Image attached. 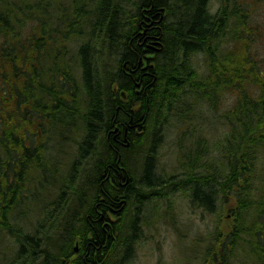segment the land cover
Segmentation results:
<instances>
[{"label":"trees","instance_id":"16d2710c","mask_svg":"<svg viewBox=\"0 0 264 264\" xmlns=\"http://www.w3.org/2000/svg\"><path fill=\"white\" fill-rule=\"evenodd\" d=\"M42 1L44 0H34L33 2L32 0H10V1L0 0V39H1L0 41V170H1L0 171V175H1L0 176V197H1L0 228H2L0 229V231L2 230L0 232V238L3 237V232L6 231L9 233H4V234L8 236L12 234L18 235V237L16 238L22 244L21 246L17 244L18 248H16L17 252L15 253V258L17 260L26 261L27 259L25 257L32 256L34 258L37 257L39 258L41 256L40 253L48 252L46 250H43V246L45 245L41 243L40 240H38L40 238L31 237L30 235L26 236L22 233L23 230L22 227L24 225H22L21 228L19 226V228L17 229L14 228L13 226V224L15 225L19 222L22 223L21 221L22 219H20V217L21 218L25 217V220L27 219L26 215H28V213L26 214L24 210H22L24 208L22 204L23 205L25 204L23 201L25 200L26 202L27 198H30L31 194L29 193H32V191L34 190L33 186L28 185L31 180H28L27 175L25 173L26 170L28 173V168L30 167V165L34 166L35 169L41 168L43 166L41 169L38 170L40 171V173L43 172L42 176L44 175V177L41 176L39 178L40 180H38V183L39 184L42 183V185L43 183L44 185H48L47 183H49V185L51 186L55 184L56 181V178L52 174H54L53 172H55L56 169L58 168V162L60 161L62 162V159L64 161L65 159L64 157H66V155H69L70 153L68 152L69 148L70 149L72 148L74 150V154L77 156L76 157L77 159H75L77 162H75V164L73 163L72 168H70L71 174L68 172L69 175L67 173L66 177L64 176V178L72 177L74 179L76 175L80 174V171H78L79 165H82V167L85 165H91L92 163L91 161L94 159L92 158L94 157L93 153L95 152L96 148H97L96 151H98L99 148H101L100 144L102 142L103 143L106 142L105 150L103 149V151L97 152L98 155L95 158L97 159V161L96 162L94 161L96 163V168L94 173L95 177H93V174L90 173L91 181L89 179L88 184L90 187L98 191V198L103 195L102 190L105 191L103 188L105 186L103 185H107V186L111 184L112 186L115 185L114 188L112 187V189L115 191L116 194L115 195L114 193L109 194L108 195L109 197L107 196L108 200L106 202L101 203V207L98 206L99 210L97 209L98 210L97 212L95 211V209L94 211L92 209L91 212L92 214H90L89 217L94 216L93 219L96 220V218H99L100 214H102L104 217V221H111L113 222V225L116 226L115 232L118 236V232L116 231V229L119 220H116V218H120L121 216L120 214H117L114 211V208H116V206L118 207L122 206L125 200L127 201V199H130L131 197L134 198L137 192H139L136 188V185H134L135 182L134 183L130 182L128 183L127 186L122 187L121 185H118V180H120V178L123 179L125 176H127L126 174L129 172L127 170L128 169L127 161L125 159L124 154L125 152H127L126 148L128 147L127 146L128 144H129L128 149H131L133 147L132 142L134 141V139H136V137H138L139 134H137V132L141 129L138 126L136 127L134 125L135 124L137 125V123H141V125L148 124L147 121L149 120L150 112L146 110L145 113L144 111V109L146 108V102L147 104H150L148 107L149 110H151V112L154 109L157 110L163 108V110H165V113H167L169 109H170L169 113L171 111L173 113L175 112L180 113V110L178 108L176 109L175 106L178 104L177 102H179L180 99L183 98L182 96L184 95L185 92L190 91L189 93L191 95H194L195 93L194 95L195 97L200 93V91L201 93L204 94V96L207 95L206 93H208L210 97L214 93L213 96L215 98L216 94H218V92H220L221 90L223 91L224 94L223 101L230 93L233 94L234 97L233 103H235V108L231 110V112H229L230 113L229 115H227V120L230 123L229 128L231 133L229 132V134L226 136L227 138H225L226 140L224 139V141L220 145L222 146L220 150V158L225 164L222 163L223 165H221L218 171H216L218 172V175L215 172V174L212 173L209 174L211 175L209 177H200V176H193L195 173L194 171L193 172L191 171V173L189 172L191 175L190 174L188 175H190V177L192 178L186 175V179L184 178L183 188L180 193L186 195L187 193L192 191L193 195L195 194L196 197L195 199L200 201L197 202L204 209L219 211L222 206V209L218 213V217L222 221V226L220 227L218 226L217 227L218 230L215 233H213V238L219 236L220 239H218L217 242L215 241V239L213 240L212 242L213 246L211 248L209 247L210 248V251L208 252L209 254L212 255L215 254L214 256H218L220 250H223L225 253H231L238 251L237 249H239L240 251V250H247L250 248L255 249L258 252L264 251V58L260 57L259 50L256 49V42H255L258 39V37H260L261 35V26L257 21H255V18H257L256 12L260 7H264V0H222L224 5H222L220 13L226 14L224 16H219L221 15L220 13L218 15L209 14L208 12L209 11L208 7L210 5L209 0H100V1L98 0L95 10H94L95 3L93 4V17H91V19L93 20L90 19V16L85 17L83 16L84 15L83 13L81 14L78 11L70 12V10H68L69 14L66 13L65 15H60L61 13L57 8L60 4L63 5L61 1H60L61 3L54 0H46L44 2ZM29 3L31 5H29ZM38 5L41 6V9H39L40 7L38 8ZM51 6L53 10L49 11V9H51ZM152 6L155 7L153 8ZM145 8H147V10ZM48 11L49 13H47ZM52 11L54 12V14L52 13ZM87 11L85 10L86 13ZM143 13H146L145 17L142 16ZM151 13L153 16H151ZM228 13H234V14L238 13L237 16L238 20L239 19H241V21L243 20L242 22H240V27L238 28L236 27L238 23L237 25H235L233 20L234 18L229 24L230 28L226 27L227 26L226 21L228 18L227 16H229ZM160 14L164 15L162 20H160ZM21 15H23L22 18ZM78 15H80V17ZM247 16H249V20H247ZM225 17H226V21L224 19ZM80 19L82 20V22L84 21L83 23L84 25L83 24H82L83 26L81 25L82 27L81 26L79 27L77 25L79 24L78 21L81 24ZM149 19L150 21L153 20L154 22L153 21L151 22L152 24V27H150L151 29L149 28V30H147L148 27L144 23V21L147 24H149L150 23ZM218 20L221 21V26L219 28L220 31L222 30V32H220L221 33L220 37L218 36L220 33L217 34L218 32L217 27L219 26ZM57 22L59 23L58 25ZM26 23L28 24V26H26L27 25ZM29 25L34 30L28 28ZM89 25H90V29L88 31L89 33L87 32L86 35V32H84L86 31V29L84 28L85 26L89 28ZM33 26L34 27L36 26V28H34ZM23 27L24 29H22ZM72 28L73 29L76 28L74 29L75 31ZM79 28L81 29L77 30ZM96 29L99 30V34L98 37L94 38L95 35H93L94 34L93 30L94 32H96L97 31ZM1 31H3L4 33H2ZM69 31L71 32L74 31L75 34L78 33L77 36L82 37L83 35H85L84 39L80 40L81 41L80 44H79L80 41L77 42L78 43L77 47H79L80 49L79 48H76L77 50L73 49V52L72 49L70 50V46L68 42L73 40L75 35L73 32L69 33ZM81 32L83 35L81 34ZM104 33L106 34V36L104 35ZM142 33H144L143 36L144 38H147L146 36H148L150 33L152 36L155 37V39L153 37V40L156 42L155 46L158 51H153V52L151 50L147 51L146 45L143 44ZM23 34L26 36H23ZM39 35H42L43 37ZM70 35H73V38L71 36L72 38L71 40H69ZM75 38H80V37H75ZM98 38L99 39L102 38L104 40L103 45H102V41L101 40L99 41ZM58 40L63 41V43L65 42L64 45L61 44V46L65 48L64 53L67 57V61H65L64 64L62 63L61 57L59 56L61 55L60 49L54 52L53 46L47 45V47L49 48L45 47V43H48L50 45L51 43H57ZM94 41H97L96 44L100 45V49L97 51L93 45ZM158 41H161L162 44L163 43L164 44L163 45L158 44ZM10 42L12 43V45L10 44ZM108 42L111 44L113 50L106 55V53H104L103 47H105V45H107ZM198 46H199L198 49H202L204 47L210 46L211 49L210 48L209 49L211 53L209 52L208 54L210 59L209 62L210 74L204 77V79H207L206 81L204 80L205 82H200L197 84L195 83L196 82L195 78L197 77V75L195 72L193 73L194 69H192L191 67H186L187 65L184 64L183 62L189 58L188 52L193 51V48L194 50H196L195 47ZM2 47H4L5 50ZM85 51L86 53L89 52L88 53L89 55L86 53H85L86 55H84ZM181 52H183V55H181ZM148 53L154 54L155 58L148 59L147 58ZM94 54L97 55V59L95 58V60H93L92 62L93 59L92 55ZM179 56L180 57L182 56V59H180ZM106 60L108 62H106ZM111 60L114 61L115 66L116 64H118L117 67L118 70L115 71L113 76L110 75L109 77L108 75L111 74V72L107 69V67L110 68L109 63ZM90 63L91 64L93 63L92 66ZM181 64H183L182 67H180ZM170 66H172V68ZM190 68L191 70H189ZM192 74L194 76L196 75L195 78ZM192 78L195 80H193ZM172 79H174V81ZM110 80H112V82ZM186 80L188 81L190 80V81L187 82ZM81 82L82 84H80ZM185 82L186 85H184ZM192 82H194V84ZM116 83H118V85ZM172 83L173 84L176 83L179 88L176 86V84L173 85ZM204 83L206 84L204 85ZM202 84L204 88L199 90ZM193 85H197V86L195 87ZM211 85H213V87ZM137 86L139 87V89ZM140 86L142 88H140ZM82 87L84 90L82 89ZM136 87L139 90L138 92L140 93L141 96L142 95H144L145 97L147 95L148 96L146 97V99L142 98V100H140L141 103L143 104V105L141 104L140 108L142 107L144 109L141 108L140 110L139 108V110L134 111L133 109H131L133 108V102L129 101V99L126 101L123 100V98L120 96V92L122 90H123L122 92L124 91L131 92L130 90L134 91ZM186 87L187 89H185ZM197 87H199V89ZM210 87L212 89L216 88L215 90H217L218 92L215 91L214 89L213 92V90ZM209 88L211 89V91L209 90ZM177 89L179 90V92H177L178 91ZM183 89H185V91H183ZM180 90L183 91V94H181L182 92ZM196 90L197 92H194ZM161 92L162 93L165 92L166 94L168 92L169 95L175 93L174 95H172L173 100L172 101L169 100L168 101L169 103L167 101L158 102L160 99L158 95ZM201 93L200 95H198V97L200 96L199 98H201V99L198 98L200 101L205 99V97L202 96L203 94ZM107 94H108L107 99L103 100V96ZM213 96L211 97L212 99L209 97L210 104H212L214 100ZM19 100L22 102H20ZM64 106L67 107L65 108ZM73 108L74 110H72ZM87 109H89L88 112L90 115L88 114ZM85 110L88 115L84 112ZM82 113L85 114L82 115ZM146 114L148 116H146ZM45 118H47L46 121L48 122L44 121ZM48 119H50V121ZM106 119L109 121V123L108 121H105ZM129 120L130 122H133L130 125L133 134L134 135L136 134L137 136L135 135L134 139L132 141H129L128 140L129 134L127 135L121 132L119 133L120 136H118V142L120 143L114 141V139H112L113 134H111L113 132L112 129L114 128L113 122L115 121V123H117L116 125L119 127V130L120 129L122 130L123 128H125ZM145 120L147 123L145 122ZM79 123L80 126H82L80 127V131H82L81 137L75 134L76 132L75 127L78 126ZM164 123L165 122L163 121V124ZM85 124H87L88 126L87 125L85 126ZM100 124L102 125V128ZM116 125L115 127H117ZM146 126L142 128L143 130L141 132L144 133L143 135L145 136V140H147L148 144L146 148H142V146L139 148L141 150L142 155H144L143 157L145 159L144 162L147 161V164L144 163L145 165H143L144 173L142 175L140 186L144 185V187L148 188L149 190H152V188L154 187L152 191H155L156 189H160L159 187H163L164 185L165 189L162 190L160 189L161 190L160 194L161 195L169 194L170 197L172 196L171 193L175 194L179 192V188H177L175 185L177 184L175 181L176 180L175 176L165 177V176L156 175L155 177V176H151L149 172L150 167L155 168L154 161L156 160L155 159L156 157L154 156L156 154L153 148L156 146L154 145V143L161 141L159 138L163 136L164 127L160 125L159 126L156 125L152 127L151 126L148 127V125ZM149 128H151L150 133H149L150 131ZM51 130L53 131L51 132ZM55 130L57 134L54 133ZM155 131L158 132L159 135V136L157 135L158 137L155 135ZM146 132L149 133L150 136L145 135L147 134ZM48 133L49 135H51V137L47 135ZM160 135L162 136L160 137ZM121 136L124 137L123 140L121 139L122 138ZM146 137H148L149 139ZM153 138L154 140H152ZM124 139H126V141ZM47 142L48 144H50L49 146L46 144ZM97 143L98 146H95ZM49 148L50 151L53 153L52 156L49 151ZM148 148H150V151ZM200 149H202V150L198 149L199 151H201L200 154H202V152H204L203 154H205V151H203L204 149L202 147ZM64 150L66 151V153ZM198 150L196 151V155L194 157L192 156L193 152L188 153L189 155L186 156L188 158L191 154L188 160L187 158L185 159L186 162L188 161L187 163L185 162V164L183 165L185 168V172L189 171L190 169L192 170V169H196L197 167H200V165H198L196 162L194 163L195 159L197 158L196 156L198 154ZM55 151H58L59 153H56ZM121 151H123L124 154ZM15 153L19 158L16 156ZM12 154L14 155V158L16 157L15 160H17L19 163L17 161L14 162L15 160L12 157L13 156ZM29 155L30 157H27ZM119 155L120 156L123 155L124 157L123 156L120 157ZM103 157H104V161H103ZM192 157L194 158V160L191 159ZM28 158H30L31 160ZM46 158L47 160L51 159L50 160L51 162L47 161ZM41 159H44L46 161L45 163L46 165H44L45 161L43 160L41 161ZM202 159H205V157L202 156ZM190 160L192 161L193 167L190 164L191 162ZM33 162H35V164L37 163L38 165L42 163L40 164L41 167L38 166L37 164L36 166ZM9 164L14 166H10ZM47 164L50 167H47ZM202 164L203 166L204 165L206 166V164L204 163ZM6 165L9 166V168ZM194 165L196 166L195 168ZM107 167L108 168L111 167L112 171L108 170ZM107 170L109 171L108 175L112 173L110 175L111 176L110 178H112V180L109 177L102 179L103 176L102 174H105ZM8 171L10 172L14 171V172H12L13 173L12 174ZM91 171L93 173V168L91 169ZM23 172L25 173V175ZM89 172L90 171H88V173ZM20 173L24 175V177ZM18 176H20V178ZM105 177H107V175ZM24 178L29 182L27 181L25 182ZM166 178H169V180ZM205 178H208V180H204ZM159 179L161 181H159ZM18 180H20L21 182ZM114 180L117 181L115 184L113 182ZM39 181H44V182H39ZM52 181L53 184L51 183ZM121 182L124 183V181ZM100 183L101 184L103 183V185H101ZM20 185L23 186L20 188ZM6 186L7 187L10 186V187L6 188ZM11 186L14 189H12ZM31 187L33 188V190ZM131 187H134V189ZM27 188H29L30 191L27 190ZM188 188L190 189V191H188ZM10 189L12 191H10ZM19 190L20 193L18 192ZM5 191L7 192L8 195L5 194ZM150 192L147 196L148 201L149 198L153 196ZM18 193L19 194L22 193L23 195L21 194L22 195L21 196ZM23 196L25 197L23 198ZM37 196L38 195H36L34 198H36ZM103 196L104 198L106 197L105 195ZM144 196H146V194L144 195V193H141L140 197L144 198ZM215 197H218L220 199L218 206L213 205ZM15 199L16 200L19 199V200L16 201ZM20 200L22 201L20 202ZM4 202L5 203L7 202L8 205L5 204ZM230 202L231 205L229 210L228 205L230 204ZM85 203L86 202L84 201V204ZM12 204H15L16 206ZM13 207H15L16 209L15 208L13 209ZM19 207H21V209ZM224 208L226 209L228 208L229 212L224 213L223 210ZM7 209L9 210L7 211ZM26 209L29 208L26 207ZM17 210H19L20 212ZM106 210H108V212ZM248 210L252 212V217L246 219L247 218L246 212ZM16 212L19 214H17ZM5 213H9L10 215L9 214L6 215ZM16 216L19 217V220H17L18 217ZM9 217L13 219L11 220ZM132 218L133 217L130 218V221H128L127 224L124 223L122 225L124 227L122 229V232L127 231L128 228L136 232L137 223L136 220L132 222ZM14 220H17V222H15ZM83 223L85 225L88 224L86 218H83ZM2 224L3 226L1 227ZM104 224L105 222L103 224L92 223V226L87 225V228L84 230L87 232L89 231L88 233L87 232H85V234L81 233L84 237L86 236V234H89L88 236L91 237L92 240L94 241L93 245L91 246L90 256H95L96 253L97 254L100 253L99 255H97L98 258L92 257V259L94 258L95 260H91L92 263L90 262V264L104 263V258H103L104 256H102L103 254L102 252L104 251V249L102 247L99 250L100 243L103 244L104 242H106L109 248L113 244V239H109L105 241L104 235H105V231H107L106 230L107 225ZM93 226H97L96 229ZM226 233L229 234L226 235ZM19 234L24 235L21 236L24 239H21L19 237L20 236ZM67 234H65L63 240H67L68 239L67 237L69 236L70 239H68L66 242L71 243L74 238L70 236V234L68 235ZM133 237L134 236H131L130 238L131 241L134 243L135 237L134 238ZM21 240L23 242H21ZM25 243H27L28 246ZM236 244H239V248L236 246ZM26 247L28 248L26 249ZM72 247H73L72 248L73 251L74 250L73 244ZM22 249H24V251ZM87 250H88V244L83 243L80 246L81 254H84ZM31 251L32 254H30ZM132 252L130 256H133ZM93 253L95 254L93 255ZM126 253L127 254L125 258H127L129 255L128 253H130L129 249L126 250ZM20 255L23 257H21ZM49 255H52V253H50ZM201 256L202 255H198L199 257L198 261L202 260L203 257ZM204 256L206 257L207 254L206 255L204 254ZM261 256L263 255H260L258 259H256V261L259 260L260 264H264V258H260ZM190 258L191 260H194L197 257L194 255L193 257ZM221 259L225 261L224 258ZM96 260L99 262H97ZM188 261L190 264L189 259ZM64 262L65 261L61 262L60 264H64ZM81 264H84V262L81 261ZM245 264H256V263L245 262Z\"/></svg>","mask_w":264,"mask_h":264},{"label":"rangeland","instance_id":"374dc122","mask_svg":"<svg viewBox=\"0 0 264 264\" xmlns=\"http://www.w3.org/2000/svg\"><path fill=\"white\" fill-rule=\"evenodd\" d=\"M55 1H58L59 3H60V0H55ZM75 1V2H74ZM78 2H79V0H77ZM76 0H72V2H71V0H66V1H63V0H61V2L63 3V5L66 3V4H68V5H70V7H68L66 4L63 6V5H59V6H61V7H59L58 6V10H59V12L61 13L60 15H64L65 14V12H67L68 13V10H70L71 12H80L81 14H82V12H83V10L85 9H87L88 11H87V13H88V15H85V14H87L86 12H85V10H84V12H83V14L85 15V17L86 16H90V19H91V17H93V4H94V10H95V8H96V6H97V4L96 3H98V0H92V2L90 3V1L91 0H81V2H77ZM222 0H210V5H209V14L211 13V14H218L219 12H221V7H222V2H221ZM32 2H33V0H32ZM76 2H77V4H76ZM84 2H86V3H84V5H83V3ZM71 3V4H70ZM82 5H81V4ZM80 6H79V5ZM91 6H90V5ZM88 5V6H87ZM212 5V6H211ZM72 6V7H71ZM73 6H74V8H73ZM89 6H90V8H89ZM63 7V8H62ZM68 7V8H67ZM79 7V8H78ZM83 7V8H82ZM61 8V9H60ZM82 10H81V9ZM92 8V9H91ZM216 8H217V10H216ZM68 9V10H67ZM72 9H74V10H72ZM89 11L91 12L92 11V14H89ZM213 11V12H212ZM64 12V13H63ZM160 13H161V11H160ZM75 14V13H74ZM230 14V15H229ZM233 14V15H232ZM256 14H257V18H255V21H257L259 24H260V26H261V35H260V37H258V39L255 41L256 42V49H258L259 50V54H260V57H262V58H264V7H260L258 10H257V12H256ZM83 15V16H84ZM161 15V14H160ZM228 15H229V17H228V24H227V27L228 28H230V26H228L229 25V23L232 21V19L233 18H235V19H233L234 20V23H235V25H237V23H238V25L236 26L237 28L238 27H240V22H242L241 21V19H239L238 20V13H236V14H234V13H228ZM79 17H80V15H78ZM162 16H164V15H162ZM230 18V19H229ZM139 20V19H138ZM247 20H249V16H247ZM171 21V20H170ZM82 24H78V26H81ZM85 29L87 30V27L85 26ZM89 29H90V25H89V28H88V30L87 31H89ZM95 29V28H94ZM97 30V29H96ZM217 31V30H216ZM93 32H94V30H93ZM151 32V31H150ZM145 33V32H144ZM99 34V31L97 30L96 32H94V34L93 35H95V38L97 37V35ZM226 34V33H225ZM142 35L144 36V34L142 33ZM150 35L151 34H149L148 36H147V38H143V44L144 45H146V47H147V50H151L152 52L153 51H157L156 50V47H154L155 45L154 44H156V42L153 40V36L151 35V37H150ZM77 36V34H75V37ZM75 37H74V39L73 40H75ZM77 37H80V36H77ZM155 38V37H154ZM77 40V42L78 41H80L81 39H82V37H80V39L79 38H76ZM84 39V38H83ZM94 39V38H93ZM150 39V40H149ZM72 40V41H73ZM102 41V43H104L103 41V39L102 38H100L99 39V41ZM160 40V39H159ZM70 41V49H71V47L73 46V48H72V51H73V49H76V47H77V42L76 41ZM147 41V42H146ZM96 42L97 41H94V47H95V49L96 50H99L100 49V45L99 44H96ZM154 42V43H153ZM65 43V42H64ZM64 43H63V41H61V40H58V42L57 43H51L50 45L48 44V43H45V47H47V45H49V46H53V51L54 52H56V51H58L59 49L61 50V55H59L60 57H62L61 58V60H62V63L64 64V62L65 61H67V57H66V55H64V52H65V48L63 47V46H61V44H63L64 45ZM148 43H149V45L150 44H152V45H154V46H152V47H148L149 45H148ZM158 43L159 44H162V42H160V41H158ZM55 44H56V46H55ZM71 44H73V45H71ZM60 45V46H59ZM99 45V46H98ZM109 45H110V43H108L107 45H105V47L103 48V50H104V53H106V55L107 54H109L110 53V51H112L113 49H112V47L110 48L109 47ZM75 46V47H74ZM111 46V45H110ZM109 47V49H107ZM47 48H49V47H47ZM197 48V47H196ZM198 48H199V46H198ZM198 48L194 51H192L193 52V54H192V52L190 51V52H188V55H189V60L188 59H186V61H184L185 62V64L187 65V67H191L192 69H197L196 71L194 70L193 71V73L195 72L196 73V75L198 76L197 77V79L198 80H200V82L202 81V82H205L207 79H204V77H205V75L206 76H208L209 74V62H210V59L208 60L207 59V57L209 56L208 54V52H210V46H207V47H204L203 49H199L198 50ZM206 48V49H205ZM210 48V49H209ZM58 49V50H57ZM108 50H109V52H108ZM196 51H197V54H196ZM208 51V52H207ZM211 53V52H210ZM183 54V52H181V55ZM193 55V57H191L192 55ZM201 54V55H200ZM204 54H206V55H204ZM148 55V59H153V58H155V56H154V54H152V53H148L147 54ZM196 58H195V57ZM203 57V58H202ZM97 59V55H93V60L94 59ZM194 58H195V60H196V62H194L195 60H194ZM206 58V59H205ZM209 58V57H208ZM218 58V57H217ZM180 59H182V56L180 57ZM184 60H185V58H184ZM193 60V61H192ZM189 61V62H188ZM204 61V62H203ZM106 62H108L107 60H106ZM183 62V63H184ZM186 62H188V63H186ZM207 62V63H206ZM200 63V64H199ZM204 63V64H203ZM63 64H62V66H63ZM109 65H110V68H108L107 67V69L111 72V74H109V76L110 75H113L114 73H115V70L117 71L118 70V64H116V66H115V64H114V61H110V63H109ZM145 65V64H144ZM190 65V66H189ZM193 65V66H192ZM195 66H198L199 68H197V67H195ZM202 66V67H201ZM201 68V69H200ZM204 68V69H203ZM114 69V70H113ZM201 70V71H200ZM204 71V72H203ZM199 72V73H198ZM204 73V74H203ZM206 73V74H205ZM199 74H200V76H199ZM204 76V77H203ZM203 79V80H202ZM205 80V81H204ZM206 84V83H205ZM130 90V89H129ZM123 91V90H122ZM121 91V92H122ZM131 92H129L128 93V91H124L125 92V96H123V94H121V92H120V96L123 98V100H128L129 98H130V101H132L133 102V110H135V108L136 107H134L135 105V102H136V100L139 98V97H137V99H136V97H135V95H136V93L139 91L138 89H134V91H132V90H130ZM123 93V92H122ZM222 93V94H221ZM221 93L219 92V94L220 95H222V97H224V94H223V91H221ZM133 94V95H132ZM164 94H165V92L161 95V98L162 97H164ZM190 93H187V94H185V95H183L182 97L184 98H182L183 100V102L180 100L178 103L179 104H177L176 106H178L179 108V110L180 111H182V112H180V113H182L181 115H179L180 113H176V115H175V113L173 114V113H165V110H163V108L162 109H154V110H156V111H154V112H156V116L155 115H151V118L149 117V119H151L150 121V123H148V127H149V124H150V126L152 127V126H156V125H161L162 126V124L160 123V121L161 122H167V123H164L163 124V127H164V130H163V134H164V137H165V141L163 140V142H161L162 144H161V146H159L158 144H160V142L158 143V142H156V143H158V144H156L155 146L156 147H154L153 148V150L155 151V154H158V156L156 155V160H155V162L157 163V164H155V170H157V171H155L154 170V172H155V174L157 175V176H165V177H168V176H175V178H177L178 179V177H179V179L178 180H176V187L177 188H179V192L178 193H175V194H173V193H171L172 194V196H170L169 197V194L167 195V194H165V195H160V191L162 190V189H164L163 187H161L160 189H156L155 190V192H152L151 190H149V191H146L145 190V187H143L142 188V192L143 191H146V192H144V193H146V199L144 200V198H142V197H140V199L142 200H140L139 198H135V199H138L139 201H135V199H134V201H133V198L131 199H129V200H127V201H125V202H123V205L122 206H120V207H118V206H116L117 208H114V211L117 213V214H120L121 215V217L120 218H116V220H119L120 222V224L118 223V227L117 228H119V229H116L117 230V232H120V233H118L119 235V238H118V236H117V234H116V232H114L115 231V225H113V222H111V221H102V220H104V217H103V215L102 214H100V217L99 218H97L96 220H94L93 219V217L94 216H91V217H89L90 216V214H91V212H92V209H93V211H94V209H95V211H98L97 209H98V206H100L101 205V203H103V202H106L107 200H108V195L107 194H111V193H113L114 192V190H112V186L110 185V186H106V185H104L105 187H103L104 189L106 188L107 190H108V188H109V191H107L106 192V190L105 191H103L102 190V193H103V195H105L106 197L104 198V196L102 195L101 197H99L98 198V191L96 192V190H94V188H90V186H89V182L87 181V180H89L90 179V177H91V174H93V177L95 176V168H96V161H97V159H95L96 158V156L98 155L97 154V152H100V151H103V149H105V143H103L102 142V144H100V147L101 148H99L100 150H98V151H96L97 150V148H96V150H95V152L93 153V160L91 161L92 163H91V165H85V166H79V169H78V171H80L81 173L79 174V175H76L77 177H74V179L71 177H67V178H64V176L66 177V174L68 173V172H70V170H68V169H70V168H72V164H73V162H74V164H75V162H77L75 159H77L76 157V155L74 154V150L71 148V150H70V148H69V151L68 152H70L69 153V155H66L67 157L64 159V161L66 162H64L63 160H62V162L60 161V162H58V168L56 169V171L55 172H53L54 174V177L56 178V181H55V184H53L52 186L53 187H50V185L48 186H46V185H44V186H41L42 184L40 183L39 185H37V184H35V182L37 181V183H38V179L42 176V174L40 173V171L39 170H35L34 168V166L32 167V165H30V167L28 168V173H27V170H26V174H27V176H28V179L29 180H33L32 182L30 181V185L32 186L33 185V188H35L32 192H34L35 191V193L34 194H38V201H37V197H36V202L39 204H36V203H34L35 202V199L33 198L34 196H32V194L33 193H31V197L33 198H30V199H28V200H26L27 202H26V205L27 204H29V206H31V207H28V205L26 206L25 204V206L26 207H28L29 209V211L27 210H25V212H29L28 213V220H23L22 221V223L24 224V226L26 227H22L23 228V230H22V233L24 234V235H28V233H29V235L31 236V237H36V235H37V237L36 238H40V239H38V240H40V242L41 243H43L45 246H43V250H47L48 252H46V253H43V255H44V258H43V255H42V253H41V255L42 256H40V259H38V257L37 258H34V257H26V261H24V260H18V261H16V258H15V253H16V248H18V246H17V244H19L20 245V242H18L19 240L16 238V237H18V235H15V234H12V235H6V234H4V233H6V232H4L3 233V237L4 238H0V256H1V258L3 257L4 258V260H3V258L1 259L0 258V262L2 261V264H38V262L39 261H41V263L39 262V264H60L61 262H63V261H65L64 263H67V264H69V262H70V264H81V261H83L85 264H90L89 262H91V260H93L92 259V257L90 256V253L91 252H89L90 250H91V248H90V246H92L93 245V240L91 239V237H89L88 235L89 234H86L87 236H83L82 234H81V232L83 233L84 232V230L87 228V225H90V226H92V223H101V224H103L104 222H105V224L104 225H107L106 226V233H105V235H104V238L106 239L105 241H107V240H109V239H113V244H112V246L110 247V249H109V247H108V245H107V243L106 242H104L103 244L105 245V246H103V244L102 243H100V245H99V249H101L102 247H104L103 249H104V251H103V254H102V256H104V263H102V264H189V261L187 260V259H189L190 260V264H245V262L246 263H250V261L251 262H254V263H256V264H260L259 263V260L258 261H256V259L260 256L259 254H261V255H263L262 257H260V258H264V251H261V252H258V251H256L255 249H252V248H250V249H247V250H240L239 251V249H237L238 251L236 252H231V253H225L223 250H220V252H219V254H218V256L216 257V256H214V255H212V254H209L208 253V251H210V248L212 247V242H213V240L215 239V241L217 242L218 241V238H219V236H216L215 238H213V233H215L218 229H217V227L219 226H222V221L219 219V217H218V213L220 212V210L222 209V206H221V208H220V210L219 211H214L213 212V210H209V209H204V208H202V207H200V205H199V203L197 202V200L195 199V196L193 195V192L192 191H190V189L188 188V191H190L189 193H187L186 195H183L182 193H180L181 191H182V189H180V188H183V186H181V181H183V179L184 178H186L184 175H187L186 173L188 172H185V168H184V164H185V159H186V156L188 155V151H189V153H190V151H192L193 152V154L194 155H196V151H197V149H200L201 147L204 149V151H206L205 152V154H203L202 156H204L205 157V159L204 160H206L207 161V163H206V161H205V164H206V167L209 165V164H212V167L213 168H211V165H209L208 166V168H206V171H207V169L209 170V174L210 173H212V174H215V172L218 170V168L220 167V165H223V164H225L223 161H221V158L219 157L220 156V150H221V147L222 146H220L221 145V143L224 141V139H225V137L229 134V133H227V132H230V130L228 129H225V127L227 128H229L230 127V124H229V121H226L227 120V115H229V112L231 111V110H233L234 108H235V103H233L234 102V97H233V94H228L227 95V97H226V99L223 101V98L219 95V94H217L216 95V97L214 98V101L212 102V104H210L209 102H210V100H209V95H208V100L207 101H200L199 99H198V97L196 98V97H193L191 94L189 95ZM128 95H129V98H128ZM132 95V96H131ZM188 95V96H187ZM206 95V96H207ZM107 96H108V94L107 95H104L103 96V100H105V98H107ZM186 97V99H185V97ZM192 96V97H191ZM220 96V97H219ZM191 99H190V98ZM134 98V99H133ZM192 98H194V100L192 99ZM206 98V99H207ZM217 98H218V100H217ZM189 99V100H188ZM205 99V100H206ZM222 101H221V100ZM140 100V99H139ZM193 100V101H192ZM196 100H198V102L196 101ZM215 100H217V101H215ZM185 101V102H184ZM189 101H190V103H189ZM196 101V102H195ZM200 101V102H199ZM137 103V102H136ZM140 103H141V101H140ZM186 105H185V104ZM192 103H193V105H196V106H193L192 105ZM195 103V104H194ZM197 103V104H196ZM207 103H209V105L207 104ZM192 105V107L190 106V105ZM205 104V105H204ZM137 105V104H136ZM183 105H185L184 106V108H185V110H184V108H182L183 107ZM188 105V106H187ZM197 105H199V106H197ZM218 105V106H217ZM224 105V106H223ZM181 106V107H180ZM204 106V107H203ZM208 106H210V107H208ZM227 106V107H226ZM188 107H191V109L190 108H188ZM194 107H195V110H194ZM197 107V108H196ZM221 107V108H220ZM223 107V108H222ZM177 108V107H176ZM181 108V109H180ZM193 108V109H192ZM212 110H211V109ZM220 108V109H219ZM227 108V109H226ZM232 108V109H231ZM186 109H189V110H187L186 111ZM197 109V110H196ZM214 109V110H213ZM229 109H230V111H229ZM168 110V109H167ZM191 110H194V111H191ZM130 111V110H129ZM196 111H197V113H196ZM200 111V112H199ZM207 111V112H206ZM215 111V112H214ZM149 112H150V110H149ZM148 112V113H149ZM186 112V113H185ZM192 112H194V114H191ZM213 112V113H212ZM188 113V114H187ZM190 113V114H189ZM206 113V114H205ZM216 113V114H215ZM221 113H223V114H221ZM225 113V114H224ZM228 113V114H227ZM173 114V115H172ZM186 114H187V117H185L186 116ZM196 114V115H195ZM204 114V115H203ZM221 114V115H220ZM180 116V118H179V116ZM183 115H184V117H185V119L184 120H186V119H189V121L188 120H186V121H188V122H186V121H184L183 120ZM192 115H194V116H198V118L200 119H198L197 117V119H195L194 120V118L195 117H193ZM226 116V118H224L225 116ZM204 116V117H203ZM168 117V118H167ZM183 117V118H182ZM153 118V119H152ZM155 118V119H154ZM163 118H165V119H163ZM193 118V120L191 121V119ZM201 118H202V120H201ZM205 120H204V119ZM225 119V120H224ZM133 120H135V119H133ZM140 120V119H139ZM142 120V119H141ZM156 120V122L158 123H155V125H154V121ZM168 120V121H167ZM169 120H172V121H169ZM180 120V121H179ZM204 120V121H203ZM207 120V121H206ZM146 121V120H145ZM197 121V122H196ZM199 121V122H198ZM201 121V122H200ZM168 122H170V123H168ZM180 122V123H179ZM194 122V123H193ZM225 122V123H224ZM177 123H178V125H177ZM186 123V124H185ZM203 123V124H202ZM209 123V124H208ZM226 123H228L229 125H226ZM140 124V123H139ZM168 124H169V127H167L168 126ZM175 124V125H174ZM224 124V125H223ZM184 125V126H183ZM199 125V126H198ZM166 126V127H165ZM171 126V127H170ZM176 126V127H175ZM80 127H82V126H80V123H79V125L78 126H76L75 127V134H77L78 136H80L81 137V132L82 131H80ZM190 127V128H189ZM167 129V131H166V129ZM188 128V129H187ZM192 128V129H191ZM198 128V129H197ZM200 129V130H199ZM205 129V130H204ZM149 133L151 132V128H149ZM178 130V131H177ZM183 130V131H182ZM209 130V131H208ZM191 131V132H190ZM167 132V133H166ZM202 134H204V135H202ZM209 132V133H208ZM221 132V133H220ZM149 133H148V135H149ZM158 133V132H157ZM199 133V134H198ZM181 134V135H180ZM166 135H167V137H166ZM192 136L191 138L189 137V136ZM208 135V136H207ZM223 135V136H222ZM141 136V138H136V139H134V144H133V146L134 145H136V146H134V147H132L129 151L128 150H126L127 152L125 153V159H126V161H127V167H128V171L129 172H131V173H127V175L128 176H126V177H124L123 179H126V182H125V186H127L128 185V183H130V182H135V184H137L138 183V186L140 185V182H141V179H142V175H143V170H144V168H143V165H144V159L142 158V156H140L139 154H142L141 153V150H139V148L142 146V148H146L147 147V141L145 140V136L142 134V135H140ZM194 136H195V138H194ZM201 136V137H200ZM214 136V137H213ZM142 137H144V138H142ZM185 139H184V138ZM187 137H189V140H188V138ZM209 139H208V138ZM147 138V137H146ZM193 138V139H192ZM198 138H199V141H198ZM215 138V139H214ZM143 141H141V140ZM202 139V140H201ZM177 140V141H176ZM181 140V141H180ZM183 140V141H182ZM185 140H188V141H186L185 142ZM191 140V141H190ZM139 141V143H141L142 142V145L141 146H139L138 144H137V142ZM141 141V142H140ZM173 141V142H172ZM117 142H118V140H117ZM145 142V143H144ZM183 142V143H182ZM202 142V145L203 146H201V143ZM205 142V143H204ZM119 143V142H118ZM185 143V144H184ZM187 143V144H186ZM183 145V146H180V145ZM189 144V145H188ZM198 144V145H197ZM205 144V145H204ZM137 145H138V148H137ZM187 145V146H186ZM194 145V146H193ZM95 146H98V144H96ZM128 146V148H129V144L127 145ZM167 146V147H166ZM192 148H191V147ZM196 146V147H195ZM201 146V147H200ZM207 146V147H206ZM218 146L220 147V148H218ZM159 147V148H158ZM200 147V148H199ZM214 147V148H213ZM158 148V149H157ZM185 148V149H184ZM189 148V149H188ZM218 148V149H217ZM158 151H157V150ZM182 149V150H181ZM187 149V150H186ZM196 149V150H195ZM173 150V151H172ZM209 150H211V151H209ZM216 150H219V151H216ZM187 151V152H186ZM136 152V153H135ZM180 152V153H179ZM198 152H199V154H200V152L201 151H199L198 150ZM207 152H209V154L207 153ZM211 152H213V153H211ZM219 152V153H218ZM72 153V154H71ZM216 154H218V155H216ZM165 155V156H164ZM166 155H167V157H166ZM213 155H215V156H213ZM71 157L70 159H68V157ZM199 156H201V154L199 155ZM218 156V157H217ZM159 157V158H158ZM194 157V156H193ZM207 157H209V158H207ZM212 157H213V159L214 158H217V160L216 159H214L215 160V162L213 161V159H212ZM177 158V159H176ZM198 159H196V162L198 163V165H201V163H203L202 161H204L203 159H202V157H201V160L199 159L200 157H197ZM131 159H133V160H131ZM163 159V160H162ZM164 159H166V160H164ZM67 160H69V161H67ZM70 160H72L71 162H70ZM105 160H106V158H105ZM135 160V161H134ZM139 160V161H138ZM181 160V161H180ZM192 160H194V159H192ZM199 162H198V161ZM95 161V162H94ZM103 161H104V158H103ZM160 163H159V162ZM179 161V162H178ZM68 162H69V164H68ZM210 162V163H209ZM213 162V163H212ZM221 162V163H220ZM80 163V162H79ZM187 163V162H186ZM200 163V164H199ZM220 163V164H219ZM223 163V164H222ZM172 164V165H171ZM190 164H191V162H190ZM69 165V166H68ZM157 165V166H156ZM170 165V166H169ZM178 165V166H177ZM180 165V166H179ZM192 165V164H191ZM66 166H68L69 168L67 169L66 168ZM172 166V167H171ZM62 167V168H61ZM218 167V168H217ZM93 168V173H92V171H91V169ZM66 169H67V171H66ZM107 169L108 170H111V167H107ZM217 169V170H216ZM83 170H85V171H83ZM90 171L89 173H88V171ZM107 170V172L105 173V174H103V178H105V176L107 175V173L109 172ZM166 170V171H165ZM180 170H181V172H180ZM196 170V169H195ZM194 170V171H195ZM212 170H213V172H212ZM33 171V172H32ZM77 171V170H76ZM174 171V172H173ZM176 171V172H175ZM192 170H190V172H191ZM197 171H199V170H197ZM197 171H195L196 173H197ZM203 171H205V169L203 170ZM205 171V172H206ZM35 172H37L36 174H35ZM38 172H39V175H40V177H38L39 175H37L38 174ZM159 172V173H158ZM163 172V173H162ZM165 172V173H164ZM31 173V174H30ZM59 173H60V175H59ZM91 173V174H90ZM204 173V172H203ZM202 172H201V170H200V172H198L197 174H200V177H209V176H211V175H209V174H204V175H202L203 174ZM206 173H208V172H206ZM29 174V175H28ZM33 174H34V178H33ZM71 174V173H70ZM73 174V173H72ZM81 174H83V176L81 175ZM85 174V175H84ZM90 174V175H89ZM131 174H132V176H131ZM184 174V175H183ZM195 174V173H194ZM197 174H195L194 176H197ZM217 174H218V172H217ZM32 177H31V176ZM181 175H183V176H180ZM71 176V175H70ZM199 176V175H198ZM30 177V178H29ZM59 177H60V179H59ZM80 177V178H79ZM108 177H110V175H107V178ZM132 177V178H131ZM133 177H135V178H133ZM182 177H184V178H182ZM33 178V179H32ZM78 178V179H77ZM81 178H82V180H81ZM87 179V180H85L84 181V179ZM98 178V177H97ZM102 178V179H103ZM34 179H35V181H34ZM37 179V180H36ZM69 179L71 180V181H69ZM134 179V180H133ZM200 179H203V178H200ZM76 180V181H75ZM81 180V181H80ZM94 180H95V178H94ZM204 180H208V178H205ZM104 181V180H103ZM76 182V183H75ZM81 182H85V183H81ZM87 182V183H86ZM73 183V184H72ZM123 183V182H122ZM179 183V184H178ZM72 184V185H71ZM76 184H78V185H76ZM182 184H184V182L182 183ZM38 187H37V186ZM81 187H80V186ZM84 185V186H83ZM102 185H103V183H102ZM250 185H252V184H250ZM78 186L80 187V190L78 189ZM88 186V187H87ZM124 186V187H125ZM37 187V188H36ZM45 187V188H44ZM59 187V188H58ZM77 188V190H76V188ZM83 187V188H82ZM85 187H87V188H85ZM41 188V189H40ZM56 189L58 192H56L55 190V192L53 191V189ZM64 190H63V189ZM74 188V189H73ZM82 188V189H81ZM47 189L49 190V191H47ZM51 189H52V191L53 192H51ZM61 189V190H60ZM74 192H76V193H73V191ZM86 189V190H85ZM89 189V190H88ZM90 189H92V190H90ZM110 189H111V191H110ZM39 190V191H38ZM42 192H41V191ZM64 192H63V191ZM68 192H67V191ZM69 190H70V192H69ZM85 190V191H84ZM160 190V191H159ZM36 191H38L37 193H36ZM45 191H47V192H45ZM82 192V193H80L81 194V196H78L79 195V193L78 192ZM93 192V193H91V192ZM151 191V192H150ZM166 191H167V189H166ZM252 191H253V189H252ZM44 192V193H43ZM87 192H88V194H87ZM94 192H96V193H94ZM149 192L153 195V196H151L150 198H149V201L147 200V196H148V194H149ZM40 193H43L42 195L40 194ZM48 195L47 197H48V200H47V198H46V194ZM51 193H52V195H51ZM56 193V194H55ZM74 194V196H73V198L71 197V195H73ZM78 193V194H77ZM157 193H158V195H157ZM167 193H168V191H167ZM192 193V194H191ZM33 194V195H34ZM45 194V195H44ZM50 194V195H49ZM58 194V195H57ZM90 194V195H89ZM114 194H115V192H114ZM70 195V196H69ZM92 195H96L95 197L94 196H92ZM156 195L158 196V198L156 197ZM40 196H42V197H45L46 198V201H49V199L50 200H52V199H55V200H52V201H50V203L52 204V206H50L51 204L49 203V202H46L45 200H44V198L43 199H41L42 197H40ZM51 196V197H50ZM64 196L66 197V198H64ZM83 196V197H82ZM86 196V197H85ZM88 196V197H87ZM89 196H90V198H89ZM91 196H92V198H91ZM108 196V197H107ZM164 196V197H163ZM40 197V198H39ZM50 197V198H49ZM77 197H79V198H77ZM81 197V198H80ZM94 197V198H93ZM137 197V196H136ZM52 198V199H51ZM59 198V199H58ZM76 198H77V201H76ZM84 198V199H83ZM87 198H89V199H87ZM166 198V199H165ZM39 199H41V200H39ZM83 201H85L86 203V205L84 204V202H82V200ZM93 200V202H92V200ZM159 199V200H158ZM29 200H31V202H33L34 204H35V206H33V204L30 202L29 203ZM67 200V201H66ZM71 200V201H70ZM72 200H73V202H72ZM94 200H96V201H94ZM100 200V201H99ZM102 200H103V202H102ZM134 202V203H132V201ZM145 202H144V201ZM45 201V202H44ZM56 201V202H55ZM68 201H69V203H68ZM76 201V202H75ZM157 201H158V203H157ZM194 201V202H193ZM40 202V203H39ZM43 202L45 203V204H43ZM82 202V203H81ZM90 202H92V204L90 203ZM101 202V203H100ZM219 202H220V199H218L217 197H215V200H214V203H213V205H215V206H218V204H219ZM233 202V201H232ZM48 203H49V205H48ZM74 203V204H73ZM78 203V205H76ZM94 203V204H93ZM126 203H128V204H126ZM137 203H139L138 204V206H137ZM147 203V204H146ZM42 204V205H41ZM58 204V205H57ZM64 204V205H63ZM82 206H80V205ZM89 204H90V207H89ZM96 204V206H94ZM126 204V205H125ZM132 205L131 206V208H130V205ZM166 204V205H165ZM173 204V205H172ZM38 207H37V206ZM48 205V206H47ZM61 205H63V206H61ZM70 205V206H69ZM74 205V206H73ZM83 205H85L84 206V208H83ZM129 205V206H128ZM135 205V208L133 207ZM175 205V206H174ZM230 205H231V202H230V204L228 205L229 206V210H230ZM25 206H23L24 208L23 209H25ZM41 206H43L42 208H41ZM77 206V207H76ZM79 206V207H78ZM88 206V207H87ZM92 206V207H91ZM128 206V207H127ZM148 206V207H147ZM162 206V207H161ZM165 206V207H164ZM36 208V210H35V208ZM44 207H47L48 209H46L47 211H41V209L42 210H45L44 209ZM51 207V208H50ZM67 207V208H66ZM150 207V208H149ZM175 207V208H174ZM197 207V208H196ZM33 208V209H32ZM38 208V209H37ZM40 208V209H39ZM53 208V209H52ZM73 208V210H74V208H75V213L73 212V210L71 211V209ZM79 210H78V209ZM83 208V209H82ZM126 208H128V211H127V209ZM52 209V210H51ZM61 209V210H60ZM62 209H64L66 212H64ZM83 211H82V210ZM85 209V210H84ZM117 209V210H116ZM123 209V210H122ZM125 209V210H124ZM34 210H35V212H34ZM39 210V211H38ZM50 210V211H49ZM81 210V211H80ZM130 210V211H129ZM132 210V211H131ZM173 210V211H172ZM224 210V213H226V212H229L228 211V208L226 209V208H224L223 209ZM38 211V212H37ZM41 211V212H40ZM49 211V212H48ZM52 211V212H51ZM60 211V212H59ZM68 211H70V213H68ZM76 211H77V213H76ZM86 211H89V212H86ZM91 211V212H90ZM118 211V212H117ZM142 211H144V212H142ZM154 211V212H153ZM158 213H157V212ZM198 211V212H197ZM34 212V213H33ZM43 212V213H42ZM53 212H55L54 214H52ZM59 214H58V213ZM79 212H82V215L79 213ZM121 212H122V214H121ZM125 212V213H124ZM128 212V213H127ZM156 212V213H155ZM160 212V213H159ZM172 212H174V214L172 213ZM184 212V213H183ZM197 212V213H196ZM248 212H249V214H248ZM47 213H49V214H47ZM88 213V214H87ZM136 213V214H135ZM138 213V214H137ZM31 216H30V215ZM62 214H63V216H65V217H63L62 216ZM69 214L70 215H72V217H73V219H72V217L71 216H69ZM79 214V215H78ZM135 214V215H134ZM159 214V215H158ZM181 214V215H180ZM192 214V215H191ZM32 215H34V216H32ZM44 217H43V216ZM49 215V217H47V216ZM54 215V216H53ZM55 215H56V218H55ZM60 215V216H59ZM78 215V216H77ZM113 215V214H112ZM146 215V216H145ZM165 215V216H164ZM246 215H247V218L246 219H248V218H250V216L252 217V213H251V211H247L246 212ZM250 215V216H249ZM53 216V217H52ZM59 218H58V217ZM85 216V217H84ZM123 216V217H122ZM185 216V217H184ZM40 217V218H39ZM44 219H43V218ZM48 219H47V218ZM63 217V218H62ZM69 217V218H68ZM131 217H133L132 218V222L134 221V220H136V232L135 233H133V231H132V229H127V231H128V233L126 232H122V230L121 229H123V226H122V223L124 224V223H128V221H130V218ZM155 217H157V218H155ZM183 217V218H182ZM51 218V219H50ZM61 218V219H60ZM65 218H66V220H67V222H68V220H69V224H66L67 222H66V220H65ZM68 218V219H67ZM83 218H86L89 222H88V224H83L82 225V223H83ZM103 218V219H102ZM125 218V219H124ZM128 218V219H127ZM135 218H137V219H140V220H137V219H135ZM179 218V219H178ZM187 218H189V219H187ZM23 219H25V218H23ZM39 219V220H38ZM45 219H47V220H45ZM58 219H60V220H58ZM77 219V220H76ZM79 219V220H78ZM157 219V220H156ZM49 220V221H48ZM71 220V221H70ZM123 220V222H121ZM182 220V221H181ZM195 220V221H194ZM205 220V221H204ZM28 221V222H27ZM42 221H43V223H45V224H43L42 223ZM47 221V222H46ZM52 221V222H51ZM57 221V222H56ZM62 222V224H61V222ZM76 221H77V223H76ZM92 221V222H91ZM126 221V222H125ZM140 221V222H139ZM143 223H142V222ZM163 221V222H162ZM174 221V222H173ZM178 221V222H177ZM180 221V222H179ZM26 222H27V224H26ZM74 222V223H73ZM79 222H81V223H79ZM176 222V223H175ZM29 223V224H28ZM31 223H32V225H31ZM38 224V225H36V224ZM40 223H41V225H40ZM46 223H47V225H46ZM51 223H52V225H51ZM55 223V224H54ZM59 223V225L61 226V225H64L65 227H67V228H65V227H63V226H56L57 224ZM63 223H65V224H63ZM74 225V224H76V225H74V226H76V227H74L72 224ZM145 223V224H144ZM149 223V224H148ZM171 223V224H170ZM178 223H180V224H178ZM187 223V224H186ZM197 223V224H196ZM21 223L19 222V223H17V224H13V226L17 229V228H19V227H16V226H21L20 225ZM34 224V225H33ZM72 226H71V225ZM79 224V225H78ZM182 224V225H181ZM189 224V225H188ZM29 225V226H28ZM46 227H45V226ZM56 226L55 228L56 229H54V226ZM69 225H70V227H69ZM78 225V226H77ZM81 225V226H80ZM139 225V226H138ZM181 225V226H180ZM32 227L31 229L33 230V231H31V229H30V231H29V227ZM36 228H35V227ZM48 226H49V228H48ZM53 228H52V227ZM84 226L86 227L85 229H84ZM112 226V227H111ZM121 226V227H120ZM145 226H146V228H145ZM44 227H45V229H44ZM63 227V228H62ZM77 227H79V228H77ZM82 227V228H81ZM95 227V229H96V227L97 226H94ZM150 227V228H149ZM38 228V229H37ZM39 228H40V230H39ZM59 228V229H58ZM69 228V229H68ZM74 228H75V230H76V232H75V230H74ZM112 228H114V229H112ZM121 228V229H120ZM141 228V229H140ZM184 228V229H183ZM187 228H188V230H187ZM191 228V229H190ZM26 229V230H25ZM28 229V230H27ZM36 229V230H35ZM49 229V232H47L46 230H48ZM51 229H53V230H51ZM61 229L63 230V231H61ZM71 229L73 230V233H71L72 231H71ZM182 229V230H181ZM193 229V230H192ZM53 232H51V231ZM56 230H57V232H56ZM66 230H70V231H68L69 232V234H70V236H72L74 239H73V243L71 242V243H69V242H66L65 243V241L63 240V237H64V234H66L67 233V231ZM80 230V231H79ZM114 230V231H113ZM190 230V231H189ZM35 231H37V232H35ZM39 231H40V233H39ZM42 231V232H41ZM46 233V235H45V233ZM79 233H78V232ZM109 231V232H108ZM129 231L131 232V233H129ZM27 232V233H26ZM34 232V233H33ZM61 232V233H60ZM86 232V231H85ZM85 232H84V234H85ZM121 232H122V234H121ZM183 232V233H182ZM192 232H193V234H192ZM34 235H33V234ZM47 233H48V235H47ZM50 233V234H49ZM57 233H59V234H57ZM75 233V234H74ZM123 233H125V234H123ZM133 233V234H132ZM138 233H140V234H138ZM53 234H55V235H53ZM72 234V235H71ZM120 234H121V237H123V239L120 237ZM127 234V235H126ZM130 234V235H129ZM136 234V235H135ZM229 234V233H228ZM227 233H226V235H228ZM6 237H5V236ZM15 235V236H14ZM28 235V236H29ZM51 235V236H50ZM59 237H58V236ZM115 235V236H114ZM123 235V236H122ZM131 235L132 236H134L135 237V242L133 243L132 241H131ZM21 236V235H20ZM23 236V235H22ZM40 236V237H39ZM48 236H50V237H48ZM61 236H62V238H61ZM108 236V237H107ZM117 236V237H116ZM129 236V237H128ZM11 239H10V238ZM54 237H56V239L55 240H53V238ZM115 237V238H114ZM133 237V238H134ZM21 238V237H20ZM45 238H47V239H45ZM69 238V237H68ZM78 238V239H77ZM90 238V239H89ZM125 238H127V239H125ZM129 238V239H128ZM15 239H16V241H17V243H15L16 241H15ZM43 239V240H42ZM59 239H61L62 241H60ZM70 239V238H69ZM76 239H77V241H76ZM88 239V240H87ZM118 239V240H117ZM138 241H137V240ZM220 239V238H219ZM47 240H49V242L47 241ZM83 240V241H82ZM116 240L118 241V242H116ZM211 240V241H210ZM47 241V242H46ZM51 241H56V242H51ZM60 241V242H59ZM67 241V240H66ZM81 241V242H80ZM85 241H86V244H88V250L84 253V254H82V256L80 255V247H78V246H81L83 243H85ZM123 241V242H122ZM128 241H129V243H128ZM198 241V242H197ZM6 242V243H5ZM12 244H11V243ZM87 242H89V243H87ZM120 242V243H119ZM131 242V243H130ZM4 243V244H3ZM58 243V244H57ZM59 243H62V244H59ZM64 243H65V245H64ZM68 243L69 244H71V245H68ZM117 243V244H116ZM124 243V244H123ZM128 244V245H125V244ZM136 243V244H135ZM67 244V245H66ZM72 244L74 245V250L72 251ZM77 246H76V245ZM90 244V245H89ZM134 246H133V245ZM211 244V245H210ZM12 245H13V247H12ZM58 246V249L56 248L55 249V247H57ZM63 245V246H62ZM97 245V244H96ZM119 245V246H118ZM124 247H123V246ZM130 245V246H129ZM197 245V246H196ZM59 246H61V247H59ZM67 247L66 249H64L65 247ZM236 246L239 248V244H236ZM16 247V248H15ZM62 247H63V249H62ZM72 247V248H71ZM194 247V248H193ZM210 247V248H209ZM14 248H15V252H14ZM46 248V249H45ZM48 248V249H47ZM107 248V249H106ZM117 248V249H116ZM124 248V249H123ZM130 248V249H129ZM51 251H50V250ZM68 249V250H67ZM122 249V250H121ZM126 249H129V252L131 253L132 251L131 250H133V256H130V253H129V255H128V257L127 258H124L125 256H126ZM196 249V250H195ZM52 250H54L56 253H53L54 251H52ZM56 250H58V251H56ZM59 250L61 251V252H59ZM71 250V251H70ZM214 250V249H213ZM202 251V252H201ZM248 251H250V252H248ZM6 252V253H5ZM8 252V253H7ZM49 252H51L52 253V255L50 256L49 254ZM63 252H65V254L63 253ZM67 252V253H66ZM68 252H69V254H68ZM87 252H88V254H87ZM111 252H115V253H113V257H112V254H111ZM123 252V253H122ZM256 254H255V253ZM4 253V254H3ZM59 253V254H58ZM79 253V254H78ZM107 255V256H105V254ZM109 253V254H108ZM244 253V254H243ZM254 253V254H253ZM61 254V255H60ZM115 254V255H114ZM124 254V255H123ZM202 255L201 257H203L202 258V260H200V261H198V255ZM203 254H207V256L206 257H204V255ZM233 254V255H232ZM14 255V256H13ZM58 255V256H57ZM60 255V256H59ZM65 255V259L63 260V256ZM69 257H68V256ZM89 255V256H88ZM97 253L95 254V256H96V258H97ZM196 256L197 258L196 259H194V260H191V258L190 257H193V256ZM232 255V256H231ZM240 255H241V258H240ZM243 255H244V257H243ZM252 257H251V256ZM257 255V256H256ZM74 256V257H73ZM87 256H88V259H87ZM118 256V257H117ZM190 256V257H189ZM238 256V257H237ZM247 256V257H246ZM55 257V258H54ZM62 257V261L61 260H59L60 258ZM72 257V260L70 259ZM79 257V258H78ZM90 257H91V259H90ZM107 257V258H106ZM110 257V258H109ZM189 257V258H188ZM236 257V258H235ZM255 257V258H254ZM41 258H42V260H41ZM50 258H52L51 259V261H49L50 260ZM56 258H58L57 260H56ZM67 258V259H66ZM115 258V259H114ZM221 258H224L225 259V261H223ZM228 258V259H227ZM252 258V259H251ZM259 258V259H260ZM43 259H45V260H43ZM77 259H79L80 260V263H78L79 261L77 260ZM82 259V260H81ZM125 259V260H124ZM130 259V260H129ZM185 259V260H184ZM220 259V260H219ZM31 260H33V261H36L35 263L33 262V261H31ZM59 260V261H58ZM71 260V261H70ZM76 262H75V261ZM86 260V261H85ZM129 260V261H128ZM234 260V261H233ZM250 260V261H249ZM4 261V262H3ZM8 261V262H7ZM14 261V262H13ZM20 261V262H19ZM45 262V263H43V262ZM48 261V262H47ZM53 261V262H52ZM197 263H196V262ZM237 261H239V262H237ZM256 261V262H255ZM17 262V263H16ZM30 262V263H29ZM56 262V263H55ZM60 262V263H59ZM107 262V263H106ZM124 262V263H123ZM193 262V263H192ZM195 262V263H194ZM225 262V263H224ZM231 262V263H230ZM258 262V263H257ZM1 264V263H0Z\"/></svg>","mask_w":264,"mask_h":264},{"label":"bare ground","instance_id":"6f19581e","mask_svg":"<svg viewBox=\"0 0 264 264\" xmlns=\"http://www.w3.org/2000/svg\"><path fill=\"white\" fill-rule=\"evenodd\" d=\"M9 1H10V0H9ZM33 1H34V0H33ZM44 1H46V0H44ZM44 1H42V2H44ZM54 1H55V0H54ZM60 1H61V0H60ZM63 1H66V0H63ZM68 1H69V0H68ZM76 1H77V0H76ZM83 1H84V0H83ZM87 1H88V0H87ZM99 1H100V0H99ZM209 1H210V0H209ZM209 1H208V3H209ZM42 2H41V3H42ZM49 2H50V1H49ZM71 2H72V0H71ZM74 2H75V1H74ZM77 2H78V1H77ZM77 2H76V4H77ZM79 2H81V0H79ZM79 2H78V3H79ZM91 2H92V0L90 1V3H91ZM151 2H152V1H151ZM221 2H222V1H221ZM30 3H31V2H30ZM30 3H29V5H31ZM52 3H53V2H52ZM60 3H61V2H60ZM66 3H67V2H66ZM66 3H65V4H66ZM82 3H83V2H82ZM84 3H86V2H84ZM84 3H83V5H84ZM92 3H93V2H92ZM208 3H207V5H208ZM45 4H47V3H45ZM48 4H49V3H48ZM57 4H58V3H57ZM65 4H64V5H65ZM70 4H71V3H70ZM80 4H81V3H80ZM96 4H97V3H96ZM222 4H223V2H222ZM40 5H41V4H40ZM40 5H38V8L40 7L39 9H41V6H40ZM61 5H62V4H61ZM64 5H63V6H64ZM66 5H67L68 7H70V5H68V4H66ZM78 5H79V4H78ZM81 5H82V4H81ZM89 5H90V4H89ZM91 5H92V4H91ZM91 5H90V6H91ZM207 5H206V6H207ZM223 5H224V4H223ZM79 6H80V5H79ZM87 6H88V5H87ZM90 6H89V8H90ZM211 6H212V5H211ZM54 7H55V6H54ZM59 7H61V6H59ZM68 7H67V8H68ZM71 7H72V6H71ZM152 7H153V6H152ZM154 7H155V6H154ZM154 7H153V8H154ZM48 8H50V7H48ZM62 8H63V7H62ZM73 8H74V6H73ZM78 8H79V7H78ZM82 8H83V7H82ZM92 8H93V7H92ZM92 8H91V9H92ZM163 8H164V7H163ZM1 9H2V8H1ZM3 9H4V6H3ZM60 9H61V8H60ZM145 9L147 10V8H145ZM164 9H165V8H164ZM21 10H22V9H21ZM21 10H20V11H21ZM43 10H44V9H43ZM50 10H53V9H52V6H51V9H49V11H50ZM67 10H68V9H67ZM72 10H74V9H72ZM139 10H140V9H139ZM141 10H142V9H141ZM151 10H152V9H151ZM208 10H209V7H208ZM208 10H207V11H208ZM216 10H217V8H216ZM8 11H9V10H8ZM17 11H19V10H17ZM49 11H48L47 13H49ZM86 11H87V9H86ZM98 11H99V10H98ZM152 11H153V10H152ZM13 12H14V11H13ZM70 12H71V11H70ZM83 12H84V11H83ZM83 12H82V13H83ZM144 12H145V11H144ZM209 12H210V11H209ZM212 12H213V11H212ZM50 13H51V12H50ZM52 13L54 14L53 11H52ZM52 13H51V14H52ZM66 13H67V12H65V14H66ZM84 13H85V12H84ZM141 13H142V12H141ZM219 13H220V12H219ZM219 13H218V14H219ZM16 14H17V13H16ZM18 14H19V13H18ZM20 14H21V12H20ZM29 14H30V13H29ZM65 14H64V15H65ZM68 14H69V13H68ZM89 14H92V11H91V12L89 11ZM210 14H211V13H210ZM218 14H217V15H218ZM220 14H221V15H219V16H224V15H226V14H222V13H220ZM57 15H58V14H57ZM85 15H88V13L85 14ZM85 15H84V16H85ZM205 15H206V14H205ZM213 15H216V14H213ZM229 15H230V14H229ZM232 15H233V14H232ZM17 16H18V15H17ZM22 16H23V15H21V18H22ZM24 16H25V15H24ZM53 16H54V15H53ZM72 16H73V14H72ZM81 16H82V15H81ZM142 16L145 17V16H146V13H143ZM151 16H153L152 13H151ZM18 17H19V16H18ZM35 17H36V16H35ZM42 17H43V16H42ZM77 17H78V16H77ZM82 17H83V16H82ZM96 17H97V16H96ZM163 17H164V16L160 15V20H162ZM217 17H218V16H217ZM227 17H229V16H227ZM32 18H33V17H32ZM66 18H67V17H66ZM140 18H141V17H140ZM76 19H77V18H76ZM76 19H75V20H76ZM81 19H82V18H81ZM81 19H80L81 24H83L84 21L82 22ZM151 19H152V18H151ZM153 19H154V18H153ZM213 19H214V18H213ZM213 19H211V20H213ZM224 19H225V21H226V17H225ZM229 19H230V18H229ZM234 19H235V18H234ZM33 20H34V19H33ZM33 20H32V21H33ZM78 20H79V18H78ZM91 20H93V19H91ZM180 20H181V19H180ZM44 21H45V20H44ZM72 21H73V20H72ZM149 21H150V19H149ZM152 21H153V20H152ZM152 21H150V23L148 22L149 24H147V23L144 21V23H145V24L147 25V27H148L147 30H149V28L152 27V24H151ZM214 21H215V20H214ZM227 21H228V18H227ZM227 21H226V23L228 24ZM257 21H258V20H257ZM29 22H30V21H29ZM34 22H35V21H34ZM62 22H63V21H62ZM153 22H154V21H153ZM159 22H160V21H159ZM215 22H216V21H215ZM31 23H32V22H31ZM46 23H47V22H46ZM78 23L80 24L79 21H78ZM87 23H88V22H87ZM171 23H172V22H171ZM174 23H176V22H174ZM218 23H219V26L217 27V29H218L217 34H219L220 32H222V30L220 31V28H219V27L221 26V21L218 20ZM26 24H27V23H26ZM58 24H59V23L57 22V25H58ZM68 24H69V23H68ZM172 24H173V23H172ZM229 24H230V23H229ZM239 24H240V23H239ZM77 25H78V24H77ZM83 25H84V24H83ZM83 25H82V26H83ZM90 25H91V24H90ZM106 25H107V24H106ZM26 26H28V24H27ZM62 26H63V25H62ZM74 26H76V25H74ZM74 26H73V27H74ZM82 26H81V27H82ZM95 26H96V25H95ZM155 26H157V25H155ZM228 26H230V25H228ZM33 27H34V26H33ZM37 27H38V26H37ZM55 27H57V26H55ZM59 27H60V25H59ZM59 27H58V30H59ZM79 27H80V26H79ZM102 27H103V26H102ZM226 27H227V26H226ZM26 28H27V27H26ZM28 28H31L30 25H29ZM34 28H36V26H35ZM53 28H54V27H53ZM227 28H228V27H227ZM22 29H24V27H23ZM31 29H32V28H31ZM38 29H39V28H38ZM61 29H62V28H61ZM72 29H73V28H72ZM74 29H76V28H74ZM74 29H73V30H74ZM80 29H81V28H79V29H77V30H80ZM84 29H85V28H84ZM150 29H151V28H150ZM32 30H34V29H32ZM62 30H63V29H62ZM87 30H88V27H87ZM87 30L84 31V32H86V35H87V32H88ZM28 31H30V30H28ZM35 31H38V30H35ZM35 31H34V32H35ZM51 31H52V30H51ZM53 31H54V30H53ZM74 31H75V30H74ZM74 31H72V32L74 33ZM98 31H99V30H98ZM161 31H162V30H161ZM1 32L4 33L3 31H1ZM24 32H25V31H24ZM70 32H71V31H69V33H70ZM72 32H71V33H72ZM76 32H78V31H76ZM82 32H83V31H82ZM82 32H81V34H82ZM84 32H83V33H84ZM90 32H91V31H90ZM8 33H9V32H8ZM57 33H58V32H57ZM88 33H89V32H88ZM93 33H94V32H93ZM101 33H102V32H101ZM101 33H100V34H101ZM106 33H107V32H106ZM10 34H11V33H10ZM27 34H28V33H27ZM39 34H40V33H39ZM58 34H59V33H58ZM66 34H67V33H66ZM77 34H78V33H77ZM81 34H80V35H81ZM143 34H144V33H143ZM150 34H151V33H150ZM74 35H75V33H74ZM82 35H83V34H82ZM101 35H102V34H101ZM104 35L106 36L105 33H104ZM114 35H115V34H114ZM220 35H221V33H220L218 36L220 37ZM9 36H10V35H9ZM23 36H26V35L23 34ZM39 36H42V35H39ZM71 36H72V38H73V35H70V39H69V40L72 39ZM84 36H85V35L82 36V39L84 38ZM99 36H100V35H99ZM159 36H160V35H159ZM42 37H43V36H42ZM74 37H75V36H74ZM76 37H77V36H76ZM80 37H81V36H80ZM97 37H98V35H97ZM101 37H102V36H101ZM103 37H104V36H103ZM113 37H114V36H113ZM115 37H116V36H115ZM119 37H120V36H119ZM142 37H143V35H142ZM146 37H147V36H146ZM150 37H151V35H150ZM153 37H154V36H153ZM214 37H215V36H214ZM89 38H90V37H89ZM94 38H95V37H94ZM105 38H106V37H105ZM143 38H144V37H143ZM35 39H36V38H35ZM79 39H80V38H79ZM82 39H81V40H82ZM85 39H86V37H85ZM98 39H99V38H98ZM113 39H114V38H113ZM118 39H119V38H118ZM154 39H155V38H154ZM161 39H162V38H161ZM217 39H218V38H217ZM46 40H47V39H46ZM50 40H51V39H50ZM75 40H76V38H75ZM75 40H73V41H75ZM88 40H89V39H88ZM109 40H110V39H109ZM149 40H150V39H149ZM165 40H166V39H165ZM168 40H169V39H168ZM168 40H167V41H168ZM0 41H1V39H0ZM71 41H72V40H71ZM73 41H72V42H73ZM89 41H90V40H89ZM111 41H112V39H111ZM113 41H114V40H113ZM143 41H144V40H143ZM161 41H162V40H161ZM161 41H160V42H161ZM2 42H3V41H2ZM30 42H31V41H30ZM76 42H77V41H76ZM86 42H87V41H86ZM90 42H91V41H90ZM128 42H129V41H128ZM141 42H142V41H141ZM146 42H147V41H146ZM162 42H163V41H162ZM6 43H7V42H6ZM69 43H70V41L68 42V44H69ZM80 43H81V41L79 42V44H80ZM84 43H85V40H84ZM93 43H94V42H93ZM96 43H97V42H96ZM108 43H109V42H108ZM112 43H113V42H112ZM153 43H154V42H153ZM172 43H173V42H172ZM8 44H9V43H8ZM10 44L12 45L11 42H10ZM27 44H29V43H27ZM77 44H78V43H77ZM91 44H92V43H91ZM100 44H101V43H100ZM115 44H116V43H115ZM138 44H139V42H138ZM138 44H137V45H138ZM158 44H159V43H158ZM163 44H164V43H163ZM163 44H162V45H163ZM166 44H168V43H166ZM71 45H73V44H71ZM84 45H85V44H84ZM102 45H103V43H102ZM104 45H105V44H104ZM110 45H111V44H110ZM110 45H109V47L111 48ZM128 45H129V44H128ZM131 45H132V44H131ZM148 45H149V43H148ZM154 45H155V44H154ZM154 45L150 44L148 47L150 48V47H152V46H154ZM2 46H3V44H2ZM48 46H49V45H48ZM55 46H56V44H55ZM59 46H60V45H59ZM69 46H70V44H69ZM80 46H81V45H80ZM86 46H87V45H86ZM172 46H173V44H172ZM177 46H178V45H177ZM9 47H10V45H9ZM32 47H33V46H32ZM74 47H75V46H74ZM82 47H83V46H82ZM90 47H91V46H90ZM109 47H108L107 49H109ZM114 47H115V46H114ZM131 47H133V46H131ZM155 47H156V46H155ZM158 47H159V46H158ZM2 48H4V47H2ZM14 48H15V46H14ZM72 48H73V46L71 47V49H72ZM76 48H79V47H76ZM88 48H89V47H88ZM101 48H102V47H101ZM103 48H104V47H103ZM105 48H106V47H105ZM125 48H126V46H125ZM142 48H143V47H142ZM189 48H190V47H189ZM195 48H196V47H195ZM197 48H198V47H197ZM197 48H196V49H197ZM201 48H202V47H201ZM8 49H9V48H8ZM71 49H70V50H71ZM79 49H80V48H79ZM89 49H90V48H89ZM127 49H128V48H127ZM163 49H164V48H163ZM191 49H192V48H191ZM191 49H190V50H191ZM202 49H203V48H202ZM205 49H206V48H205ZM4 50H5V48H4ZM30 50H31V49H30ZM57 50H58V49H57ZM76 50H77V49H76ZM156 50H157V49H156ZM179 50H180V49H179ZM193 50H194V48H193ZM198 50H199V49H198ZM87 51H88V50H87ZM89 51H90V50H89ZM91 51H92V50H91ZM96 51H97V50H96ZM102 51H103V50H102ZM147 51H149V50H147ZM157 51H158V50H157ZM163 51H164V50H163ZM165 51H166V50H165ZM168 51H169V50H168ZM188 51H189V50H188ZM194 51H195V50H194ZM70 52H71V51H70ZM72 52H73V51H72ZM108 52H109V50H108ZM173 52H174V51H173ZM191 52H192V51H191ZM207 52H208V51H207ZM4 53H5V52H4ZM25 53H26V52H25ZM47 53H48V52H47ZM85 53H86V51L84 52V55L88 54L89 52L86 53V54H85ZM92 53H93V52H92ZM145 53H146V52H145ZM158 53H159V52H158ZM208 53H209V52H208ZM97 54H98V53H97ZM149 54H150V53H149ZM192 54H193V52H192ZM192 54H191V55H192ZM196 54H197V51H196ZM4 55H5V54H4ZM64 55H65V53H64ZM88 55H89V54H88ZM159 55H160V54H159ZM182 55H183V54H182ZM193 55H194V54H193ZM193 55H192L191 57H193ZM200 55H201V54H200ZM204 55H206V54H204ZM92 56H93V55H92ZM154 56H155V55H154ZM1 57H2V56H1ZM45 57H46V56H45ZM81 57H82V56H81ZM145 57H146V56H145ZM147 57H148V56H147ZM179 57H180V56H179ZM194 57H195V56H194ZM208 57H209V56H208ZM208 57H207V59L209 60ZM232 57H233V56H232ZM25 58H26V56H25ZM50 58H51V57H50ZM61 58H62V57H61ZM70 58H71V57H70ZM185 58H186V57H185ZM195 58H196V57H195ZM195 58H194V60H195ZM202 58H203V57H202ZM32 59H33V58H32ZM87 59H88V58H87ZM89 59H90V58H89ZM163 59H164V57H163ZM205 59H206V58H205ZM20 60H21V59H20ZM25 60H26V59H25ZM90 60H91V59H90ZM94 60H95V59H94ZM143 60H144V59H143ZM3 61H4V60H3ZM23 61H24V60H23ZM145 61H146V60H145ZM177 61H178V60H177ZM185 61H186V60H185ZM192 61H193V60H192ZM15 62H16V61H15ZM33 62H34V60H33ZM33 62H32V63H33ZM44 62H45V61H44ZM92 62H93V59H92ZM143 62H144V61H143ZM154 62H155V61H154ZM194 62H196V60H195ZM203 62H204V61H203ZM224 62H225V61H224ZM22 63H23V62H22ZM170 63H171V62H170ZM187 63H188V62H187ZM206 63H207V62H206ZM220 63H221V62H220ZM40 64H41V63H40ZM42 64H43V63H42ZM90 64H91V63H90ZM92 64H93V63H92ZM92 64H91V66H92ZM146 64H147V63H146ZM184 64H185V62H184ZM199 64H200V63H199ZM203 64H204V63H203ZM208 64H209V63H208ZM221 64H222V63H221ZM38 65H39V64H38ZM129 65H130V64H129ZM161 65H162V64H161ZM182 65H183V64H181L180 67H182ZM14 66H15V65H14ZM47 66H48V65H47ZM143 66H144V65H143ZM178 66H179V65H178ZM189 66H190V65H189ZM192 66H193V65H192ZM64 67H65V66H64ZM161 67H162V66H161ZM168 67H169V64H168ZM170 67L172 68V66H170ZM183 67H184V66H183ZM186 67H187V66H186ZM195 67L199 68L198 66H195ZM201 67H202V66H201ZM129 68H130V67H129ZM144 68H146V67H144ZM177 68H178V67H177ZM77 69H78V68H77ZM138 69H139V68H138ZM200 69H201V68H200ZM203 69H204V68H203ZM83 70H84V69H83ZM132 70H134V69H132ZM139 70H140V69H139ZM166 70H167V69H166ZM171 70H172V69H171ZM177 70H178V69H177ZM189 70H191V68H190ZM194 70L196 71L197 69H194ZM115 71H116V70H115ZM169 71H170V70H169ZM184 71H185V70H184ZM200 71H201V70H200ZM208 71H209V70H208ZM212 71H213V70H212ZM82 72H83V71H82ZM188 72H189V71H188ZM203 72H204V71H203ZM61 73H62V72H61ZM198 73H199V72H198ZM141 74H142V72H141ZM144 74H145V73H144ZM203 74H204V73H203ZM205 74H206V73H205ZM208 74H210V73H208ZM81 75H82V74H81ZM81 75H80V76H81ZM174 75H175V74H174ZM187 75H188V73H187ZM192 75H193V74H192ZM206 75H207V74H206ZM206 75H205V76H206ZM82 76H83V75H82ZM108 76H109V75H108ZM112 76H113V75H112ZM139 76H140V75H139ZM142 76H143V75H142ZM193 76H194V75H193ZM195 76H196V75H195ZM195 76H194V78H195ZM199 76H200V74H199ZM109 77H110V76H109ZM197 77H198V76H197ZM197 77L195 78V79H196V82H195V83L198 84V83H200V80H198ZM203 77H204V76H203ZM188 78H189V77H188ZM107 79H108V78H107ZM140 79H141V78H140ZM189 79H190V78H189ZM192 79H193V78H192ZM195 79H193V80H195ZM172 80L174 81V79H172ZM172 80H171V81H172ZM202 80H203V79H202ZM107 81H108V80H107ZM110 81L112 82V80H110ZM179 81H180V79H179ZM186 81L189 82L190 80H189V81L186 80ZM191 81H192V80H191ZM23 82H24V81H23ZM78 82H79V80H78ZM78 82H77V84H78ZM201 82H202V81H201ZM192 83L194 84V82H192ZM24 84H25V83H24ZM26 84H27V83H26ZM71 84H72V83H71ZM80 84H82V82H81ZM91 84H92V83H91ZM106 84H107V82H106ZM109 84H110V82H109ZM116 84L118 85V83H116ZM172 84H173V83H172ZM175 84H176V83H175ZM175 84H173V85H175ZM180 84H181V83H180ZM188 84H190V83H188ZM209 84H210V83H209ZM15 85H16V84H15ZM22 85H23V84H22ZM102 85H103V84H102ZM184 85H186V82H185ZM199 85H200V84H199ZM204 85H205V83H204ZM176 86H177V84H176ZM180 86H181V85H180ZM193 86L196 87L197 85H193ZM193 86H192V87H193ZM211 86L213 87V85H211ZM102 87H103V86H102ZM123 87H124V86H123ZM128 87H129V85H128ZM137 87H138V86H137ZM137 87H136V89H137ZM177 87H178V86H177ZM177 87H176V88H177ZM181 87H182V86H181ZM181 87H180V88H181ZM184 87H185V86H184ZM184 87H183V88H184ZM195 87H194V90H195ZM216 87H217V86H216ZM120 88H121V87H120ZM120 88H119V89H120ZM140 88H142V87L140 86ZM165 88H166V87H165ZM178 88H179V87H178ZM190 88H191V87H190ZM197 88L199 89V87H197ZM197 88H196V89H197ZM202 88H204L203 84L201 85V87H200L199 90H201ZM205 88H206V87H205ZM207 88H208V87H207ZM210 88H211V87H210ZM210 88H209V90L211 91L212 88H211V89H210ZM217 88H218V87H217ZM82 89H83V87H82ZM111 89H112V88H111ZM138 89H139V87H138ZM171 89H172V88H171ZM174 89H175V88H174ZM185 89H187V87H186ZM185 89H183V91H185ZM188 89H189V88H188ZM213 89H214V88H213ZM213 89H212V90H213ZM215 89H216V88H215ZM215 89H214V90H215ZM18 90H19V89H18ZM83 90H84V89H83ZM177 90H178V89H177ZM190 90H192V89H190ZM204 90H205V89H204ZM214 90H213V92H214ZM218 90H220V89H218ZM171 91H172V90H171ZM174 91H175V90H174ZM180 91L182 92L181 94H183V91H182V90H180ZM206 91H207V90H206ZM215 91H217V90H215ZM221 91H222V90H221ZM221 91H220V93H221ZM17 92H18V91H17ZM172 92H173V91H172ZM177 92H179V90H178ZM189 92H190V91H189ZM189 92H185L184 95H185L186 93H189ZM192 92H193V91H192ZM194 92H197V90L194 91ZM198 92H199V91H198ZM203 92H204V91H203ZM217 92H218V91H217ZM7 93H8V92H7ZM128 93H129V92H128ZM200 93H201V91H200ZM200 93H199L198 95H200ZM122 94H123V96H125V92H123ZM162 94H163L162 92L159 93L158 97H160V99H159L158 102H160V101H164V102L167 101V102H168L169 100L172 101V100H173L172 95H174L175 93L169 95V93L167 92V94L165 93V94H164V97L161 98V95H162ZM201 94H203V93H201ZM206 94H208V93H206ZM213 94H214V93H213ZM213 94H212V96H213ZM218 94H219V92H218ZM221 94H222V93H221ZM14 95H16V94H14ZM132 95H133V94H132ZM132 95H131V96H132ZM189 95H190V94H189ZM194 95H195V93H194ZM196 95H197V94H196ZM198 95L196 96V98L198 97ZM216 95H217V94H216ZM219 95H220V94H219ZM147 96H148V95H147ZM147 96H146V97H147ZM178 96H179V95H178ZM187 96H188V95H187ZM192 96H193V95H192ZM192 96H191V97H192ZM202 96H204V94H203ZM212 96H211V97H212ZM220 96L222 97V95H220ZM220 96H219V97H220ZM128 97H129V95H128ZM135 97H136V99H137V97H139V98L136 100L137 103L135 102V104H134L135 106H134V107H136L135 110H139V108H140V106H141V104H142V103H140V100H142V98H143V99H146V97H145L144 95L141 96L139 92L136 93ZM144 97H145V98H144ZM184 97H185V96H184ZM193 97H195V96H193ZM199 97H200V96H199ZM199 97H198V98H199ZM204 97H205V99H206L207 96L205 95ZM204 97H203V99H204ZM209 97H210V96H209ZM211 97H210V98H211ZM215 97H216V96H215ZM156 98H157V97H156ZM177 98H179V97H177ZM177 98H176V99H177ZM189 98H190V97H189ZM222 98H223V97H222ZM71 99H72V98H71ZM105 99H107V98H105ZM110 99H111V98H110ZM133 99H134V98H133ZM139 99H140V100H139ZM183 99H184V98H183ZM183 99L181 98L180 100L182 101ZM185 99H186V97H185ZM190 99H191V98H190ZM192 99L194 100V98H192ZM199 99H201V98H199ZM205 99H204V101H207V100H208V98H207L206 100H205ZM211 99H212V98H211ZM213 99H214V96H213ZM14 100H15V99H14ZM20 100H21V99H20ZM20 100H19V101H20ZM49 100H50V99H49ZM69 100H70V99H69ZM108 100H109V99H108ZM150 100H151V99H150ZM186 100H187V99H186ZM188 100H189V99H188ZM193 100H192V101H193ZM217 100H218V98H217ZM217 100H215V101H217ZM220 100H221V99H220ZM129 101H130V98H129ZM144 101H145V100H144ZM177 101H178V100H177ZM196 101L198 102V100H196ZM196 101H195V102H196ZM202 101H203V100H202ZM213 101H214V100H213ZM221 101H222V100H221ZM20 102H22V101H20ZM106 102H107V101H106ZM108 102H109V101H108ZM148 102H149V99H148ZM182 102H183V101H182ZM184 102H185V101H184ZM199 102H200V101H199ZM211 102H212V100H211ZM1 103H2V102H1ZM52 103H53V102H52ZM89 103H90V102H89ZM168 103H169V102H168ZM168 103H167V104H168ZM177 103H178V102H177ZM189 103H190V101H189ZM59 104H60V103H59ZM85 104H86V103H85ZM136 104H137V105H136ZM158 104H160V103H158ZM174 104H176V103H174ZM178 104H179V103H178ZM184 104H185V103H184ZM194 104H195V103H194ZM196 104H197V103H196ZM207 104L209 105V103H207ZM20 105H21V104H20ZM62 105H63V104H62ZM62 105H61V106H62ZM142 105H143V104H142ZM149 105H150V104H147V102H146V108L144 109V108L141 107L142 109H144L145 113H146V110L149 111V107H148ZM151 105H152V104H151ZM168 105H169V104H168ZM171 105H172V104H171ZM171 105H170V107H171ZM185 105H186V104H185ZM185 105H183L182 108H184ZM189 105H190V104H189ZM192 105H193V103H192ZM192 105H190V106H192ZM204 105H205V104H204ZM153 106H154V105H153ZM159 106H160V105H159ZM161 106H162V105H161ZM173 106H174V105H173ZM187 106H188V105H187ZM193 106H196V105H193ZM197 106H199V105H197ZM217 106H218V105H217ZM223 106H224V105H223ZM64 107L66 108L67 106H64ZM73 107H74V106H73ZM166 107H167V106H166ZM175 107L179 108L178 106H175ZM180 107H181V106H180ZM185 107H186V106H185ZM203 107H204V106H203ZM208 107H210V106H208ZM226 107H227V106H226ZM82 108H83V107H82ZM85 108H87V107H85ZM141 108H140V110H141ZM177 108H176V109H177ZM188 108H190V107H188ZM196 108H197V107H196ZM220 108H221V107H220ZM220 108H219V109H220ZM222 108H223V107H222ZM59 109H60V108H59ZM89 109H90V108H89ZM89 109H87V112H88ZM91 109H92V108H91ZM131 109H132V108H131ZM160 109H161V108H160ZM174 109H175V108H174ZM180 109H181V108H180ZM192 109H193V108H192ZM210 109H211V108H210ZM226 109H227V108H226ZM231 109H232V108H231ZM2 110H3V109H2ZM61 110H62V109H61ZM72 110H74V108H73ZM135 110H134V111H135ZM158 110H159V109H158ZM169 110H170V109H169ZM169 110L167 111L168 113H169ZM184 110H185V108H184ZM187 110H189V109H186V111H187ZM194 110H195V107H194ZM194 110H191V111H194ZM196 110H197V109H196ZM211 110H212V109H211ZM213 110H214V109H213ZM127 111H128V110H127ZM154 111H156V110H153L152 112H151V110H150V113H149V117H150V118H151V115H155V116L157 115L156 112H154ZM174 111H175V110H174ZM177 111H179V110H177ZM229 111H230V109H229ZM77 112H78V111H77ZM84 112L86 113V110H85ZM180 112H182V111H180ZM194 112H195V111H194ZM194 112H192V113L190 112V113H191V114H194ZM199 112H200V111H199ZM206 112H207V111H206ZM214 112H215V111H214ZM230 112H231V111H230ZM233 112H234V111H233ZM53 113H54V112H53ZM75 113H76V112H75ZM85 113H82V115H84ZM106 113H107V112H106ZM143 113H144V112H143ZM147 113H148V112H147ZM170 113H173V112L171 111ZM176 113H177V112H175V115H176ZM178 113H179V112H178ZM185 113H186V112H185ZM190 113H189V114H190ZM196 113H197V111H196ZM212 113H213V112H212ZM47 114H48V113H47ZM50 114H51V112H50ZM86 114H87V113H86ZM88 114H89V112H88ZM88 114H87V115H88ZM150 114H151V115H150ZM173 114H174V113H173ZM173 114H172V115H173ZM181 114H182V113H180L179 115H181ZM187 114H188V113H187ZM187 114H186L185 117H187ZM205 114H206V113H205ZM215 114H216V113H215ZM221 114H223V113H221ZM221 114H220V115H221ZM224 114H225V113H224ZM227 114H228V113H227ZM229 114H230V113H229ZM233 114H234V113H233ZM45 115H46V114H45ZM45 115H44V116H45ZM48 115H49V114H48ZM48 115H47V118H48ZM89 115H90V114H89ZM179 115H178V116H179ZM195 115H196V114H195ZM203 115H204V114H203ZM93 116H94V115H93ZM146 116H148V115L146 114ZM192 116L195 117L194 120L198 118V116H194V115H192ZM224 116H225V115H224ZM230 116H231V115H230ZM88 117H89V116H88ZM94 117H95V116H94ZM113 117H114V116H113ZM144 117H145V116H144ZM156 117H157V116H156ZM183 117H184V115H183ZM183 117H182V118H183ZM185 117L183 118V120L185 119ZM196 117H197V118H196ZM203 117H204V116H203ZM47 118H45L44 121H46ZM91 118H92V117H91ZM98 118H99V117H98ZM167 118H168V117H167ZM179 118H180V116H179ZM224 118H226V116H225ZM95 119H96V118H95ZM95 119H94V120H95ZM124 119H126V118H124ZM152 119H153V118H152ZM154 119H155V118H154ZM163 119H165V118H163ZM198 119H199V118H198ZM203 119H204V118H203ZM48 120L50 121V119H48ZM83 120H84V119H83ZM88 120H89V119H88ZM88 120H87V121H88ZM91 120H92V119H91ZM147 120H148V119H147ZM150 120H151V119H149L147 122L150 123V122H151ZM186 120L189 121V119H186ZM186 120H184V121H186ZM192 120H193V118L191 119V121H192ZM199 120H200V119H199ZM201 120H202V118H201ZM204 120H205V119H204ZM204 120H203V121H204ZM224 120H225V119H224ZM105 121H108V120L106 119ZM105 121H104V123H105ZM167 121H168V120H167ZM169 121H172V120H169ZM179 121H180V120H179ZM188 121H186V122H188ZM206 121H207V120H206ZM226 121H228V120H226ZM46 122H48V121H46ZM85 122H86V121H85ZM88 122H89V121H88ZM92 122H93V121H92ZM95 122H96V121H95ZM110 122H111V121H110ZM123 122H124V121H123ZM145 122H146V121H145ZM145 122H144V123H145ZM147 122H146V123H147ZM189 122H190V121H189ZM189 122H188V123H189ZM196 122H197V121H196ZM198 122H199V121H198ZM200 122H201V121H200ZM100 123H101V122H100ZM108 123H109V121H108ZM121 123H122V122H121ZM124 123H125V122H124ZM131 123H133V122H130V120H129V121L127 122V125L125 126V128H123L122 130H121V129L119 130V127L116 125L117 123H115V121H114V122H113V126H114V128H113V129L111 128L112 131H113V132L111 133V134H113V137L111 136L112 139H114V141H117V140H118V136H120L119 133L123 132V134H127V135L129 134V135H128V140H129V141H132V140L134 139V137H135L136 134L134 135L133 132H132V128H131V125H130ZM153 123H154V125H155V123H157L156 120H155ZM160 123H161L162 126H163V122L160 121ZM165 123H167V122H165ZM168 123H170V122H168ZM179 123H180V122H179ZM193 123H194V122H193ZM224 123H225V122H224ZM87 124H88V123H87ZM87 124H85V126H86ZM98 124H99V122H98ZM106 124H107V123H106ZM106 124H105V125H106ZM118 124H119V123H118ZM157 124H158V123H157ZM185 124H186V123H185ZM202 124H203V123H202ZM208 124H209V123H208ZM229 124H230V123H229ZM229 124L226 123V125H229ZM47 125H48V124H47ZM88 125H89V124H88ZM88 125H87V126H88ZM94 125H95V124H94ZM100 125H101V124H100ZM115 125H116L117 127H115ZM146 125H148V124H146ZM146 125H143V124L141 125V123H140V124L137 123V125H136V124L134 125V126H136V127L138 126L139 128H141V129L137 132V134H139L138 137H139L140 135L144 134V133H142L141 131L143 130L142 128L145 127ZM174 125H175V124H174ZM177 125H178V123H177ZM223 125H224V124H223ZM83 126H84V125H83ZM85 126H84V127H85ZM157 126H158V125H157ZM160 126H161V125H160ZM183 126H184V125H183ZM198 126H199V125H198ZM136 127H135V128H136ZM146 127H147V126H146ZM149 127H150V124H149ZM165 127H166V126H165ZM167 127H169V124H168ZM170 127H171V126H170ZM175 127H176V126H175ZM101 128H102V125H101ZM120 128H121V127H120ZM189 128H190V127H189ZM1 129H2V128H1ZM83 129H84V128H83ZM88 129H89V128H88ZM91 129H92V128H91ZM93 129H95V128H93ZM97 129H98V128H97ZM165 129H166V128H165ZM167 129H168V128H167ZM167 129H166V131H167ZM187 129H188V128H187ZM191 129H192V128H191ZM197 129H198V128H197ZM225 129H227V130L229 129V130H230V128H228V127H227V128L225 127ZM160 130H161V129H160ZM199 130H200V129H199ZM204 130H205V129H204ZM44 131H45V130H44ZM52 131H53V130H51V132H52ZM83 131H85V130H83ZM86 131H88V130H86ZM109 131H110V130H109ZM147 131H148V130H147ZM177 131H178V130H177ZM182 131H183V130H182ZM208 131H209V130H208ZM46 132H48V131H46ZM96 132H97V131H96ZM96 132H95V133H96ZM98 132H99V131H98ZM105 132H106V131H105ZM167 132H168V131H167ZM167 132H166V133H167ZM190 132H191V131H190ZM54 133L57 134L56 130H55ZM70 133H71V132H70ZM81 133H82V132H81ZM100 133H101V132H100ZM146 133H147V132H146ZM200 133H201V132H200ZM208 133H209V132H208ZM220 133H221V132H220ZM227 133H229V132H227ZM230 133H231V132H230ZM43 134H44V133H43ZM45 134H46V133H45ZM50 134H51V133H50ZM85 134H86V133H85ZM160 134H161V133H160ZM198 134H199V133H198ZM201 134H202V133H201ZM47 135H49V133H48ZM86 135H87V134H86ZM86 135H85V136H86ZM99 135H100V134H99ZM145 135H148V133L145 134ZM155 135H156V136L158 135V133H157L156 131H155ZM180 135H181V134H180ZM202 135H204V134H202ZM49 136L51 137V135H49ZM122 136H123V135H122ZM122 136H121V137H122ZM136 136H137V135H136ZM149 136H150V135H149ZM156 136H155V137H156ZM158 136H159V135H158ZM158 136H157V137H158ZM161 136H162V135H160V137H161ZM204 136H205V135H204ZM207 136H208V135H207ZM222 136H223V135H222ZM44 137H45V136H44ZM56 137H57V136H56ZM56 137H54V138H56ZM72 137H74V136H72ZM126 137H127V136H126ZM138 137H136V138L138 139ZM151 137H152V136H151ZM166 137H167V135H166ZM189 137L191 138L192 136L190 135ZM189 137H187L188 140H189ZM200 137H201V136H200ZM213 137H214V136H213ZM58 138H59V137H58ZM109 138H110V137H109ZM123 138H124V137H122L121 139L123 140ZM139 138H141V136H140ZM142 138H144V137H142ZM147 138H148V137H147ZM183 138H184V137H183ZM194 138H195V136H194ZM207 138H208V137H207ZM225 138H227V137H225ZM46 139H47V138H46ZM51 139H52V138H51ZM83 139H85V138H83ZM148 139H149V138H148ZM159 139H160L161 141H160ZM159 139H158V140L160 141V144H158V145L161 146V144H162L161 142H163V140L165 139L164 134H163V136H162L161 138H159ZM184 139H185V138H184ZM192 139H193V138H192ZM208 139H209V138H208ZM214 139H215V138H214ZM124 140L126 141V139H124ZM140 140H141V139H140ZM150 140H151V139H150ZM152 140H154V138H153ZM155 140H156V139H155ZM188 140H185V142L188 141ZM201 140H202V139H201ZM225 140H226V139H225ZM44 141H45V140H44ZM96 141H97V140H96ZM107 141H108V140H107ZM141 141H142V140H141ZM141 141H140V142H141ZM143 141H144V140H143ZM143 141H142V142H143ZM146 141H147V140H146ZM164 141H165V140H164ZM176 141H177V140H176ZM180 141H181V140H180ZM182 141H183V140H182ZM190 141H191V140H190ZM198 141H199V138H198ZM49 142H50V140H49ZM142 142H141V143L137 142V144L139 143L140 146H141V145H142ZM150 142H151V141H150ZM172 142H173V141H172ZM32 143H33V142H32ZM94 143H95V142H94ZM105 143H106V142H105ZM110 143H112V142H110ZM119 143H120V142H119ZM132 143L134 144V142H132ZM144 143H145V142H144ZM158 143H159V142H158ZM182 143H183V142H182ZM204 143H205V142H204ZM46 144H47L48 146L50 145V144H48V142H47ZM54 144H55V142H54ZM97 144H98V143H97ZM101 144H102V143H101ZM108 144H109V142H108ZM114 144H115V143H114ZM116 144H117V143H116ZM121 144H122V143H121ZM121 144H120V145H121ZM126 144H127V143H126ZM126 144H125V145H126ZM139 144H138V145H139ZM150 144H152V143H150ZM156 144H157V143H156ZM156 144L154 143V145H156ZM184 144H185V143H184ZM186 144H187V143H186ZM200 144H202V142H201ZM32 145H33V144H32ZM59 145H60V144H59ZM102 145H103V144H102ZM138 145H137V148H138ZM188 145H189V144H188ZM197 145H198V144H197ZM204 145H205V144H204ZM222 145H223V144H222ZM57 146H58V145H57ZM85 146H86V145H85ZM107 146H108V145H107ZM134 146H136V145H134ZM134 146H133V147H134ZM180 146H183V145L181 144ZM186 146H187V145H186ZM193 146H194V145H193ZM202 146H203V145H202ZM55 147H56V146H55ZM67 147H68V146H67ZM83 147H84V146H83ZM119 147H120V146H119ZM124 147H125V146H124ZM166 147H167V146H166ZM190 147H191V146H190ZM195 147H196V146H195ZM206 147H207V146H206ZM43 148H44V146H43ZM50 148H51V147H50ZM50 148H49V151H50ZM58 148H59V147H58ZM81 148H82V147H81ZM88 148H89V147H88ZM110 148H111V147H110ZM115 148H116V147H115ZM125 148H126V147H125ZM151 148H152V147H151ZM158 148H159V147H158ZM158 148H157V149H158ZM191 148H192V147H191ZM199 148H200V147H199ZM213 148H214V147H213ZM218 148H220V147L218 146ZM218 148H217V149H218ZM46 149H47V148H46ZM83 149H84V148H83ZM108 149H109V148H108ZM127 149H128V147L126 148V150H127ZM148 149H149V151H150V148H148ZM157 149H156V150H157ZM184 149H185V148H184ZM188 149H189V148H188ZM204 149H205V148H204ZM47 150H48V149H47ZM52 150H53V149H52ZM56 150H57V149H56ZM70 150H71V149H70ZM99 150H100V149H99ZM104 150H105V149H104ZM118 150H119V149H118ZM123 150H125V149H123ZM129 150H130V149H129ZM129 150H128V151H129ZM139 150H140V149H139ZM151 150H152V149H151ZM181 150H182V149H181ZM186 150H187V149H186ZM195 150H196V149H195ZM197 150H198V149H197ZM199 150H202V149H199ZM45 151H46V150H45ZM58 151H59V150H58ZM58 151H55V152H56V153H59ZM60 151H61V150H60ZM64 151H65V150H64ZM115 151H116V150H115ZM157 151H158V150H157ZM172 151H173V150H172ZM203 151H204V150H203ZM209 151H211V150H209ZM216 151H219V150H216ZM80 152H81V151H80ZM121 152L124 154L123 151H121ZM151 152H152V151H151ZM154 152H155V151H154ZM186 152H187V151H186ZM190 152H192V151H190ZM205 152H206V151H205ZM23 153H24V152H23ZM23 153H22V154H23ZM26 153H27V152H26ZM48 153H49V152H48ZM50 153H51V156H52L53 153H52L51 151H50ZM56 153H55V155H56ZM65 153H66V151H65ZM91 153H92V152H91ZM125 153H126V152H125ZM135 153H136V152H135ZM152 153H153V152H152ZM179 153H180V152H179ZM187 153H189V151H188ZM200 153H201V152H200ZM203 153H204V152H202V154H203ZM207 153L209 154V152H207ZM211 153H213V152H211ZM218 153H219V152H218ZM15 154H16V153H15ZM62 154H63V153H62ZM67 154H68V153H67ZM71 154H72V153H71ZM78 154H79V153H78ZM119 154H120V153H119ZM144 154H145V153H144ZM153 154H154V153H153ZM202 154H201V155H202ZM213 154H214V153H213ZM219 154H220V153H219ZM9 155H10V154H9ZM12 155H13V154H12ZM63 155H64V154H63ZM124 155H125V154H124ZM139 155L142 156V158L144 157V155H142V154H139ZM148 155H149V153H148ZM148 155H147V156H148ZM156 155L158 156V154H156ZM156 155H155V156L153 155V156L156 157ZM188 155H189V154H188ZM199 155H200V154H199V152H198V154H197L196 157H200L199 159L201 160V157H202V156H199ZM216 155H218V154H216ZM7 156H8V155H7ZM7 156H5V157H7ZM16 156H17V154H16ZM53 156H54V155H53ZM61 156H62V155H61ZM119 156H120V155H119ZM122 156H123V155H122ZM122 156H120V157H122ZM164 156H165V155H164ZM190 156H191V154H190ZM190 156H189L188 158H190ZM192 156H195V155L193 154ZM213 156H215V155H213ZM218 156H219V155H218ZM218 156H217V157H218ZM5 157H4V159H5ZM12 157L14 158V155H13ZM17 157H18V156H17ZM25 157H26V156H25ZM27 157H30V155L27 156ZM66 157H67V156H66ZM66 157H64V158H66ZM71 157H72V156H71ZM71 157L69 156L68 159H70ZM123 157H124V156H123ZM166 157H167V155H166ZM219 157H220V156H219ZM9 158H10V157H9ZM15 158H16V157H15ZM15 158H14V160H15ZM18 158H19V157H18ZM22 158H23V157H22ZM47 158H49V157H47ZM47 158H46V160H47ZM88 158H89V157H88ZM92 158H93V157H92ZM103 158H104V157H103ZM146 158H147V157H146ZM158 158H159V157H158ZM186 158H187V157H186ZM188 158H187V160H188ZM207 158H209V157H207ZM2 159H3V158H2ZM28 159H30V158H28ZM61 159H62V158H61ZM85 159H86V158H85ZM143 159H144V158H143ZM148 159H149V158H148ZM153 159H154V158H153ZM153 159H152V161H153ZM155 159H156V158H155ZM155 159H154V160H155ZM176 159H177V158H176ZM191 159H194V158L192 157ZM196 159H198V158H196ZM196 159H195L194 163L196 162ZM212 159H213V157H212ZM214 159L217 160V158H214ZM214 159H213V161L215 162ZM12 160H13V159H12ZM14 160H13V161H14ZM22 160H23V159H22ZM30 160H31V159H30ZM42 160L45 161L44 159H41V161H42ZM50 160H51V159H49V160H47V161H50ZM62 160H63V159H62ZM108 160H109V159H108ZM131 160H132V159H131ZM162 160H163V159H162ZM164 160H166V159H164ZM203 160H204V159H203ZM218 160H219V159H218ZM218 160H217V161H218ZM4 161H6V160H4ZM16 161H17V160H15L14 162H16ZM19 161H20V160H19ZM23 161H24V160H23ZM33 161H34V160H33ZM56 161H57V160H56ZM58 161H59V160H58ZM67 161H69V160H67ZM71 161H72V160H70V162H71ZM134 161H135V160H134ZM138 161H139V160H138ZM144 161H145V159H144ZM180 161H181V160H180ZM190 161H191V160H190ZM197 161H198V160H197ZM201 161H202V160H201ZM205 161H206V160H204V161H202V162L205 164ZM221 161H222V160H221ZM17 162H18V161H17ZM20 162H21V161H20ZM50 162H51V161H50ZM64 162H65V161H64ZM80 162H81V161H80ZM110 162H111V161H110ZM148 162H149V161H148ZM154 162H155V161H154ZM158 162H159V161H158ZM178 162H179V161H178ZM185 162H186V161H185ZM187 162H188V161H187ZM198 162H199V161H198ZM235 162H236V161H235ZM18 163H19V162H18ZM30 163H32V162H30ZM33 163L35 164V162H33ZM45 163H46V161L44 162V165H46ZM54 163H55V162H54ZM65 163H66V162H65ZM73 163H74V162H73ZM78 163H79V162H78ZM78 163H77V164H78ZM107 163H108V162H107ZM144 163L147 164V161L144 162ZM159 163H160V162H159ZM196 163H197V162H196ZM206 163H207V161H206ZM209 163H210V162H209ZM212 163H213V162H212ZM215 163H216V162H215ZM220 163H221V162H220ZM220 163H219V164H220ZM3 164H4V163H3ZM10 164H11V163H10ZM10 164H9V165H10ZM15 164H16V163H15ZM26 164H27V163H26ZM36 164H37V163H36ZM36 164H35V165H36ZM40 164H42V163H40ZM40 164H39V165L37 164V165L40 166ZM68 164H69V162H68ZM70 164H71V163H70ZM70 164H69V165H70ZM77 164H76V165H77ZM155 164H157V163L155 162ZM191 164H192V161H191ZM197 164H198V163H197ZM199 164H200V163H199ZM201 164H202V163H201ZM4 165H5V164H4ZM37 165H36V166H37ZM69 165H68V166H69ZM72 165H73V164H72ZM78 165H79V164H78ZM109 165H110V164H109ZM144 165H145V164H144ZM171 165H172V164H171ZM188 165H189V164H188ZM209 165H211V168H213V167H212V164H209ZM209 165H208V166H209ZM6 166H7V165H6ZM10 166H14V165H10ZM21 166H22V165H21ZM28 166H29V165H28ZM68 166H66L67 169L69 168ZM79 166H80V165H79ZM81 166H82V165H81ZM106 166H107V165H106ZM156 166H157V165H156ZM169 166H170V165H169ZM177 166H178V165H177ZM179 166H180V165H179ZM186 166H187V165H186ZM191 166H192V165H191ZM208 166L206 167L205 165L203 166V164H202V165H200V167H197L196 170H195V169H192V172H193L194 170H195V171L199 170V171H197V173H198V172H200V170H201V172H204L202 175H204V174H209V170H208L209 168H208ZM220 166H221V165H220ZM7 167L9 168V166H7ZM24 167H25V166H24ZM32 167H33V166H32ZM40 167H41V166H40ZM42 167H43V166H42ZM42 167H41V168H42ZM47 167H50V166H48V164H47ZM54 167H55V166H54ZM171 167H172V166H171ZM192 167H193V166H192ZM192 167H191V168H192ZM195 167H196V166L194 165V168H195ZM11 168H12V167H11ZM15 168H16V167H15ZM15 168H14V169H15ZM41 168H38V169H41ZM61 168H62V167H61ZM77 168H78V167H77ZM97 168H98V167H97ZM146 168H147V166H146ZM206 168H208L207 171H206ZM217 168H218V167H217ZM12 169H13V168H12ZM12 169H11V170H12ZM16 169H17V168H16ZM34 169H35V168H34ZM38 169H35V170H38ZM67 169H66V171H67ZM99 169H100V168H99ZM186 169H187V168H186ZM189 169H190V166H189ZM189 169H188V170H189ZM204 169H205V171L208 172V173H206L205 171H203ZM218 169H219V168H218ZM68 170H70V169H68ZM127 170H128V169H127ZM154 170H155L154 167H150V168H149V172H150L151 176H155V177H156V174H157V173L155 174ZM190 170H191V169H190ZM190 170H189L188 172L186 171V172H187V173H186L187 175L191 173ZM216 170H217V169H216ZM220 170H221V169H220ZM0 171H1V170H0ZM43 171H45V170H43ZM83 171H85V170H83ZM87 171H88V170H87ZM111 171H112V170H111ZM129 171H130V170H129ZM155 171H157V170H155ZM165 171H166V170H165ZM195 171H194V172H195ZM217 171H218V170H217ZM8 172H10V171H8ZM12 172H14V171H12ZM12 172H10V173H12ZM16 172H18V171H16ZM32 172H33V171H32ZM41 172H42V171H41ZM70 172H71V171H70ZM70 172H69V173H70ZM101 172H103V171H101ZM101 172H100V173H101ZM173 172H174V171H173ZM175 172H176V171H175ZM180 172H181V170H180ZM189 172H190V173H189ZM212 172H213V170H212ZM219 172H220V171H219ZM23 173H24V172H23ZM25 173H26V172H25ZM25 173H24V175H25ZM36 173H37V172H35V174H36ZM42 173H43V172H42ZM42 173H41V174H42ZM69 173H68V175H69ZM80 173H81V172H80ZM96 173H97V172H96ZM105 173H106V172H105ZM108 173H109V172H108ZM108 173H107V175H108ZM129 173H131V172H129ZM143 173H144V172H143ZM158 173H159V172H158ZM162 173H163V172H162ZM164 173H165V172H164ZM197 173L195 172V174H197ZM216 173H217V172H216ZM2 174H3V173H2ZM12 174H13V173H12ZM20 174H21V173H20ZM30 174H31V173H30ZM97 174H98V173H97ZM111 174H112V173H111ZM111 174H110V175H111ZM195 174H194V175H195ZM210 174H211V173H210ZM21 175H22V174H21ZM24 175H22V176L24 177ZM26 175H27V174H26ZM37 175H39V172H38ZM52 175H53V174H52ZM59 175H60V173H59ZM81 175L83 176V174H81ZM84 175H85V174H84ZM102 175H103V174H102ZM126 175H127V174H126ZM183 175H184V174H183ZM183 175H181V176H183ZM190 175H191V174H190ZM190 175H188V177H190ZM192 175H193V173H192ZM194 175H193V176H194ZM198 175L200 176V174H197V176H198ZM217 175H218V174H217ZM0 176H1V175H0ZM30 176H31V175H30ZM97 176H98V175H97ZM99 176H100V174H99ZM127 176H128V175H127ZM131 176H132V174H131ZM179 176H180V175H179ZM181 176H180V177H181ZM184 176L186 177V175H184ZM18 177L20 178V176H18ZM31 177H32V176H31ZM39 177H40V175H39ZM42 177H44V175H43ZM76 177H77V176H76ZM94 177H95V176H94ZM110 177H111V176H110ZM110 177H109V178H110ZM125 177H126V176H125ZM188 177H187V178H188ZM25 178H26V177H25ZM25 178H24V179H25ZM27 178H28V176H27ZM29 178H30V177H29ZM33 178H34V174H33ZM33 178H32V179H33ZM79 178H80V177H79ZM92 178H93V177H92ZM102 178H103V177H102ZM105 178H107V177H105ZM131 178H132V177H131ZM133 178H135V177H133ZM182 178H184V177H182ZM190 178H192V177H190ZM59 179H60V177H59ZM77 179H78V178H77ZM110 179L112 180V178H110ZM126 179H127V178H126ZM126 179H121V178H120V180H121V181H124V183L126 182ZM156 179H157V178H156ZM156 179H155V180H156ZM160 179H162V178H160ZM160 179H159V181H161ZM164 179H165V178H164ZM166 179L169 180V178H166ZM178 179H179V177H178ZM178 179L176 178V180H178ZM185 179H186V178H185ZM12 180H13V179H12ZM20 180H21V179H20ZM20 180H18V181H20ZM28 180H29V179H28ZM28 180L25 179V182H26V181L29 182ZM36 180H37V179H36ZM38 180H40V179H38ZM81 180H82V178H81ZM81 180H80V181H81ZM85 180H87V179L85 178L84 181H85ZM120 180H118V185H121L122 187H124L125 184L122 183ZM133 180H134V179H133ZM176 180H175V181H176ZM197 180H199V179H197ZM22 181H23V180H22ZM32 181H33V180H32ZM32 181H31V182H32ZM34 181H35V179H34ZM49 181H50V180H49ZM53 181H54V180H53ZM53 181L51 182L52 184H53ZM69 181H71V180L69 179ZM75 181H76V180H75ZM87 181H88V180H87ZM90 181H91V179H90ZM96 181H97V180H96ZM166 181H167V180H166ZM20 182H21V181H20ZM39 182H44V181H39ZM101 182H102V181H101ZM109 182H111V181H109ZM113 182H114V184H115L117 181L114 180ZM183 182H184V179H183V181H181V186H183V184H182ZM197 182H198V181H197ZM51 183H50V184H51ZM75 183H76V182H75ZM81 183H85V182H81ZM86 183H87V182H86ZM126 183H127V182H126ZM147 183H148V182H147ZM147 183H145V184H147ZM158 183H159V182H158ZM20 184H22V183H20ZM30 184H31V183L29 182L28 185H30ZM35 184L39 185V183H37V181L35 182ZM41 184H42V183H41ZM47 184H48V186H49V183H47ZM72 184H73V183H72ZM72 184H71V185H72ZM91 184H92V182H91ZM100 184H101V183H100ZM108 184H109V183H108ZM132 184H133V183H132ZM137 184H138V183H137ZM137 184H134V185H136V188H137V190H138L139 192H137V194H136L137 197L134 196L133 201H134L135 198H139V199H140V195H141V193H144V192H146V191H149V189L145 187V190H146V191H143V192H142V188L144 187V185H143V186H140V185L137 186ZM178 184H179V183H178ZM26 185H27V184H26ZM37 185H36V186H37ZM76 185H78V184H76ZM101 185H102V184H101ZM175 185H176V184H175ZM12 186H13V185H12ZM12 186H11V188H12ZM22 186H23V185H22ZM22 186L20 185V188H21ZM32 186H33V185H32ZM41 186H44V183H43V185H41ZM46 186H47V185H46ZM79 186H80V185H79ZM79 186H78V189L80 190V187H81V186H80V187H79ZM83 186H84V185H83ZM103 186H104V185H103ZM106 186H107V185H106ZM108 186H110V185H108ZM108 186H107V187H108ZM111 186H112V184H111ZM114 186H115V185H114ZM114 186H112V187L114 188ZM116 186H117V185H116ZM163 186H164V185H163ZM9 187H10V186H9ZM9 187L6 186V188H9ZM17 187H18V186H17ZM37 187H38V186H37ZM37 187H36V188H37ZM50 187H53V186L51 185ZM87 187H88V186H87ZM87 187H85V188H87ZM147 187H148V186H147ZM149 187H150V186H149ZM23 188H24V187H23ZM23 188H22V189H23ZM31 188H32V187H31ZM44 188H45V187H44ZM58 188H59V187H58ZM75 188H76V187H75ZM82 188H83V187H82ZM82 188H81V189H82ZM90 188H91V187H90ZM131 188L134 189V187H131ZM153 188H154V187H153ZM153 188H152V190H153ZM159 188H161V187H159ZM163 188H164V187H163ZM12 189H14V188H12ZM34 189H35V188H34ZM40 189H41V188H40ZM52 189H53V188H52ZM52 189H51V192H53L54 190H55L56 192H58L56 189H53V191H52ZM62 189H63V188H62ZM73 189H74V188H73ZM155 189H156V188H155ZM164 189H165V188H164ZM180 189H182V188H180ZM7 190H8V189H7ZM27 190H29V188H27ZM32 190H33V188H32ZM32 190H31V191H32ZM60 190H61V189H60ZM63 190H64V189H63ZM63 190H62V191H63ZM71 190H72V189H71ZM76 190H77V188H76ZM85 190H86V189H85ZM85 190H84V191H85ZM88 190H89V189H88ZM90 190H92V189H90ZM94 190H96V189H94ZM98 190H99V189H98ZM104 190H106V192H107V191H109V188H108V190H107L106 188H105ZM112 190H113V189H112ZM152 190H151V191H152ZM10 191H12V190L10 189ZM29 191H30V190H29ZM38 191H39V190H38ZM38 191H36V193H37ZM40 191H41V190H40ZM42 191H43V190H42ZM42 191H41V192H42ZM47 191H49V190L47 189ZM47 191H45V192H47ZM55 191H54V192H55ZM66 191H67V190H66ZM72 191H73V190H72ZM74 191H75V190H74ZM74 191H73V193H76V192H74ZM92 191H93V190H92ZM110 191H111V189H110ZM159 191H160V190H159ZM18 192L20 193V190H19ZM22 192H23V191H22ZM25 192H26V191H25ZM63 192H64V191H63ZM67 192H68V191H67ZM69 192H70V190H69ZM90 192H91V191H90ZM96 192H97V191H96ZM96 192H94V193H96ZM111 192H112V191H111ZM114 192H115V191H114ZM114 192H113V193H114ZM119 192H120V191H119ZM152 192H155V191H152ZM19 193H18V194H19ZM27 193H28V192H27ZM32 193L34 194L35 191L32 192ZM43 193H44V192H43ZM43 193H40V194L42 195ZM73 193H72V194H73ZM78 193H79L78 196H81L80 193H82V192L80 191V192H78ZM78 193H77V194H78ZM91 193H93V192H91ZM100 193H101V192H100ZM100 193H99V195H100ZM5 194H7L6 191H5ZM10 194H11V193H10ZM21 194H22V193H21ZM21 194H19V195H21ZM29 194H31V193H29ZM33 194H32V196H34ZM45 194H46V193H45ZM45 194H44V195H45ZM47 194H48V193H47ZM47 194H46L45 196H46V198H47V200H48V197H47L48 195H47ZM55 194H56V193H55ZM87 194H88V192H87ZM111 194H112V193H111ZM115 194H116V193H115ZM115 194H114V195H115ZM145 194H146V193H144V195H145ZM191 194H192V193H191ZM7 195H8V194H7ZM22 195H23V194H22ZM22 195H21V196H22ZM36 195H38V194H35V196H36ZM49 195H50V194H49ZM51 195H52V193H51ZM57 195H58V194H57ZM89 195H90V194H89ZM107 195H109V194H107ZM132 195H133V194H132ZM134 195H135V194H134ZM160 195H161V194H160ZM163 195H164V194H163ZM3 196H4V195H3ZM21 196H20V197H21ZM35 196H34V197H35ZM42 196H43V195H42ZM42 196H40V197H42ZM69 196H70V195H69ZM73 196H74V194L71 195L72 198H73ZM92 196H94V195H92ZM92 196H91V198H92ZM95 196H96V195H95ZM95 196H94V197H95ZM158 196H159V195H158ZM158 196H156V197L158 198ZM194 196H195V194H194ZM6 197H7V196H6ZM24 197H25V196H23V198H24ZM34 197H33V198H34ZM37 197H38V196H37ZM40 197H39V198H40ZM50 197H51V196H50ZM50 197H49V198H50ZM82 197H83V196H82ZM85 197H86V196H85ZM87 197H88V196H87ZM94 197H93V198H94ZM144 197H146V196H144ZM16 198H17V197H16ZM30 198H32L31 195H30ZM30 198H27V200L30 199ZM33 198H32V199H33ZM43 198H44V200L46 201V198H45V197H42L41 199H43ZM64 198H66V197L64 196ZM77 198H79V197H77ZM77 198H76V201H77ZM80 198H81V197H80ZM89 198H90V196H89ZM89 198H87V199H89ZM110 198H111V197H110ZM195 198H196V197H195ZM217 198H218V197H217ZM0 199H1V197H0ZM7 199H9V198H7ZM7 199H6V200H7ZM25 199H26V198H25ZM34 199H35V202H34V203L38 204V203L36 202V198H34ZM51 199H52V198H51ZM55 199H56V198H55ZM55 199H52V200H55ZM58 199H59V198H58ZM83 199H84V198H83ZM131 199H132V197H131ZM144 199H145V198H144ZM165 199H166V198H165ZM218 199H219V198H218ZM6 200H5V201H6ZM15 200H16V199H15ZM17 200H19V199H17ZM17 200H16V201H17ZM39 200H40V199H39ZM52 200L49 199V201H46V202H49V203H50V201H52ZM81 200H82V199H81ZM89 200H90V199H89ZM91 200H92V199H91ZM127 200H129V199H127ZM136 200L139 201L138 199H135V201H136ZM140 200H141V199H140ZM158 200H159V199H158ZM8 201H9V200H8ZM16 201H15V202H16ZM21 201H22V200H20V202H21ZM37 201H38V198H37ZM45 201H44V202H45ZM66 201H67V200H66ZM70 201H71V200H70ZM76 201H75V202H76ZM94 201H96V200H94ZM99 201H100V200H99ZM125 201H126V200H125ZM131 201H132V200H131ZM133 201H132V203H134ZM143 201H144V200H143ZM197 201H198V200H197ZM23 202H24L25 205H26V202H27V201L25 202V200H24ZM30 202H31V200H29V203H30ZM44 202H43V204H45ZM52 202H53V201H52ZM52 202H51V203H52ZM55 202H56V201H55ZM72 202H73V200H72ZM82 202H84V201L82 200ZM82 202H81V203H82ZM92 202H93V200H92ZM92 202H90V203L92 204ZM102 202H103V200H102ZM115 202H116V201H115ZM144 202H145V201H144ZM193 202H194V201H193ZM198 202H200V201H198ZM4 203H5V202H4ZM4 203H3V204H4ZM8 203H9V202H8ZM10 203H11V202H10ZM16 203H17V202H16ZM31 203L33 204V206H35V204H34L33 202H31ZM39 203H40V202H39ZM49 203H48V205H49ZM51 203H50V204H51ZM68 203H69V201H68ZM100 203H101V202H100ZM157 203H158V201H157ZM201 203H202V202H201ZM5 204H7V202H6ZM18 204H19V201H18ZM18 204H17V205H18ZM69 204H70V203H69ZM73 204H74V203H73ZM93 204H94V203H93ZM126 204H128V203H126ZM126 204H125V205H126ZM138 204H139V203H137V206H138ZM146 204H147V203H146ZM0 205H1V204H0ZM7 205H8V204H7ZM9 205H10V204H9ZM12 205L16 206L15 204H12ZM20 205H21V204H20ZM25 205L22 204V206H25ZM27 205H28V207H31V206H29V204H27ZM27 205H26V206H27ZM38 205H39V204H38ZM41 205H42V204H41ZM48 205H47V206H48ZM57 205H58V204H57ZM63 205H64V204H63ZM63 205H61V206H63ZM76 205H78V203H77ZM79 205H80V204H79ZM85 205H86V204H85ZM85 205H83V208H84ZM129 205H130V204H129ZM129 205H128V206H129ZM132 205H133V204H132ZM132 205H130V208H131ZM139 205H140V204H139ZM165 205H166V204H165ZM172 205H173V204H172ZM199 205H200V204H199ZM3 206H5V205H3ZM22 206H21V207H22ZM26 206H25V209H26ZM36 206H37V205H36ZM50 206H52V204H51ZM69 206H70V205H69ZM73 206H74V205H73ZM80 206H81V205H80ZM94 206H96V204H95ZM102 206H103V205H102ZM128 206H127V207H128ZM174 206H175V205H174ZM11 207H12V206H11ZM21 207H19V208L21 209ZM37 207H38V206H37ZM42 207H43V206H41V208H42ZM76 207H77V206H76ZM78 207H79V206H78ZM81 207H82V206H81ZM87 207H88V206H87ZM89 207H90V204H89ZM91 207H92V206H91ZM100 207H101V205H100ZM133 207L135 208V205H134ZM147 207H148V206H147ZM161 207H162V206H161ZM164 207H165V206H164ZM200 207H201V206H200ZM1 208H2V207H1ZM14 208H15V207H13V209H14ZM34 208H35V207H34ZM50 208H51V207H50ZM66 208H67V207H66ZM83 208H82V209H83ZM116 208H117V207H116ZM149 208H150V207H149ZM174 208H175V207H174ZM196 208H197V207H196ZM9 209H10V208H9ZM9 209H7V211H8ZM15 209H16V208H15ZM20 209H19V210H20ZM25 209H22V210H24V212H25ZM32 209H33V208H32ZM37 209H38V208H37ZM39 209H40V208H39ZM44 209H45V210H42V209H41V211H44V212H45V211H47L46 209H48V208H47V207H44ZM52 209H53V208H52ZM52 209H51V210H52ZM77 209H78V208H77ZM82 209H81V210H82ZM109 209H110V208H109ZM126 209H127V211H128V208H126ZM19 210H17V211H19ZM27 210H28V209H27ZM27 210H26V211H27ZM35 210H36V208H35ZM35 210H34V212H35ZM60 210H61V209H60ZM62 210H63L64 212H66L64 209H62ZM72 210H73V208L71 209V211H72ZM78 210H79V209H78ZM81 210H80V211H81ZM84 210H85V209H84ZM98 210H99V209H98ZM116 210H117V209H116ZM122 210H123V209H122ZM124 210H125V209H124ZM5 211H6V210H5ZM7 211H6V212H7ZM15 211H16V210H15ZM28 211H29V210H28ZM38 211H39V210H38ZM38 211H37V212H38ZM41 211H40V212H41ZM49 211H50V210H49ZM49 211H48V212H49ZM82 211H83V210H82ZM106 211L108 212V210H106ZM129 211H130V210H129ZM131 211H132V210H131ZM172 211H173V210H172ZM13 212H14V211H13ZM19 212H20V211H19ZM21 212H22V211H21ZM34 212H33V213H34ZM51 212H52V211H51ZM59 212H60V211H59ZM73 212L75 213V208H74ZM86 212H89V211H86ZM90 212H91V211H90ZM96 212H97V211H96ZM117 212H118V211H117ZM142 212H144V211H142ZM153 212H154V211H153ZM156 212H157V211H156ZM156 212H155V213H156ZM197 212H198V211H197ZM197 212H196V213H197ZM213 212H214V211H213ZM215 212H216V211H215ZM16 213H17V212H16ZM25 213L27 214V213H29V212H25ZM42 213H43V212H42ZM54 213H55V212H53L52 214H54ZM57 213H58V212H57ZM68 213H70V211H68ZM76 213H77V211H76ZM79 213L82 215V212H79ZM98 213H100V212H98ZM124 213H125V212H124ZM127 213H128V212H127ZM157 213H158V212H157ZM159 213H160V212H159ZM172 213L174 214V212H172ZM183 213H184V212H183ZM251 213H252V212H251ZM5 214L8 215L9 213H5ZM13 214H14V213H13ZM17 214H19V213H17ZM17 214H16V215H17ZM23 214H24V213H23ZM47 214H49V213H47ZM58 214H59V213H58ZM70 214H71V213H70ZM70 214H69V216L72 217L73 214H72V215H70ZM87 214H88V213H87ZM91 214H92V213H91ZM94 214H95V213H94ZM107 214H108V213H107ZM121 214H122V212H121ZM135 214H136V213H135ZM135 214H134V215H135ZM137 214H138V213H137ZM248 214H249V212H248ZM9 215H10V214H9ZM11 215H12V213H11ZM29 215H30V214H29ZM78 215H79V214H78ZM78 215H77V216H78ZM158 215H159V214H158ZM180 215H181V214H180ZM191 215H192V214H191ZM26 216H28V215H26ZM30 216H31V215H30ZM32 216H34V215H32ZM42 216H43V215H42ZM46 216H47V215H46ZM53 216H54V215H53ZM53 216H52V217H53ZM59 216H60V215H59ZM62 216H63V214H62ZM65 216H66V215H65ZM65 216H63V217H65ZM73 216H74V215H73ZM120 216H121V215H120ZM145 216H146V215H145ZM164 216H165V215H164ZM249 216H250V215H249ZM4 217H5V216H4ZM10 217H11V216H10ZM10 217H9V218H10ZM14 217H15V216H14ZM16 217H18V216H16ZM34 217H35V216H34ZM43 217H44V216H43ZM43 217H42V218H43ZM47 217H49V215H48ZM47 217H46V218H47ZM57 217H58V216H57ZM63 217H62V218H63ZM84 217H85V216H84ZM95 217H97V216H95ZM122 217H123V216H122ZM184 217H185V216H184ZM246 217H247V215H246ZM250 217H251V216H250ZM0 218H1V217H0ZM24 218H25V217H24ZM27 218H28V217H27ZM39 218H40V217H39ZM55 218H56V215H55ZM58 218H59V217H58ZM68 218H69V217H68ZM68 218H67V219H68ZM93 218H94V217H93ZM155 218H157V217H155ZM182 218H183V217H182ZM6 219H7V217H6ZM10 219H11V218H10ZM12 219H13V218H12ZM12 219H11V220H12ZM15 219H17V218H15ZM20 219H22L21 221L25 220V219H23V218H21V217H20ZM43 219H44V218H43ZM47 219H48V218H47ZM47 219H45V220H47ZM50 219H51V218H50ZM60 219H61V218H60ZM60 219H58V220H60ZM72 219H73V217H72ZM96 219H97V218H96ZM102 219H103V218H102ZM124 219H125V218H124ZM127 219H128V218H127ZM135 219H137V218H135ZM178 219H179V218H178ZM187 219H189V218H187ZM17 220H19V217H18ZM17 220H14V221L17 222ZM26 220H28V219H26ZM38 220H39V219H38ZM65 220H66V218H65ZM76 220H77V219H76ZM78 220H79V219H78ZM137 220H140V219H137ZM156 220H157V219H156ZM0 221H1V220H0ZM48 221H49V220H48ZM70 221H71V220H70ZM87 221H88V220H87ZM102 221H104V220H102ZM181 221H182V220H181ZM194 221H195V220H194ZM204 221H205V220H204ZM27 222H28V221H27ZM27 222H26V224H27ZM46 222H47V221H46ZM51 222H52V221H51ZM56 222H57V221H56ZM60 222H61V221H60ZM66 222H67V220H66ZM68 222H69V220H68ZM68 222H67L66 224H69ZM88 222H89V221H88ZM91 222H92V221H91ZM106 222H107V221H106ZM119 222H120V221H119ZM121 222H123V220H122ZM125 222H126V221H125ZM139 222H140V221H139ZM141 222H142V221H141ZM162 222H163V221H162ZM173 222H174V221H173ZM177 222H178V221H177ZM179 222H180V221H179ZM1 223H2V222H1ZM4 223H5V222H4ZM7 223H8V222H7ZM12 223H13V221H12ZM12 223H11V224H12ZM42 223H43V221H42ZM73 223H74V222H73ZM76 223H77V221H76ZM79 223H81V222H79ZM142 223H143V222H142ZM175 223H176V222H175ZM28 224H29V223H28ZM35 224H36V223H35ZM38 224H39V223H38ZM38 224H36V225H38ZM43 224H45V223H43ZM54 224H55V223H54ZM61 224H62V222H61ZM63 224H65V223H63ZM71 224H72V223H71ZM71 224H70V225H71ZM83 224H84V223H82V225H83ZM119 224H120V223H119ZM126 224H127V223H126ZM144 224H145V223H144ZM148 224H149V223H148ZM170 224H171V223H170ZM178 224H180V223H178ZM186 224H187V223H186ZM196 224H197V223H196ZM20 225L22 226V225H24V224L21 223ZM31 225H32V223H31ZM33 225H34V224H33ZM40 225H41V223H40ZM46 225H47V223H46ZM51 225H52V223H51ZM58 225H59V223H58L56 226H58ZM70 225H69V227H70ZM72 225H73V224H72ZM72 225H71V226H72ZM74 225H76V224H74ZM74 225H73V226H74ZM78 225H79V224H78ZM78 225H77V226H78ZM122 225H123V223H122ZM181 225H182V224H181ZM181 225H180V226H181ZM188 225H189V224H188ZM2 226H3V224L1 225V227H2ZM4 226H6V225H4ZM21 226H20V228H21ZM28 226H29V225H28ZM44 226H45V225H44ZM53 226H54V225H53ZM56 226H54V229H56V228H55ZM59 226H60V225H59ZM61 226L65 227L64 225H61ZM61 226H60V227H61ZM80 226H81V225H80ZM88 226H89V225H88ZM138 226H139V225H138ZM8 227H9V226H8ZM16 227H19V225L16 226ZM34 227H35V226H34ZM45 227H46V226H45ZM45 227H44V229H45ZM51 227H52V226H51ZM63 227H62V228H63ZM67 227H68V226H67ZM67 227H65V228H67ZM74 227H76V226H74ZM93 227H94V226H93ZM111 227H112V226H111ZM115 227H116V226H115ZM117 227H118V226H117ZM120 227H121V226H120ZM10 228H11V227H10ZM14 228H15V227H14ZM23 228H24V226H23ZM25 228H26V227H25ZM31 228H32V227L30 226V227H29V231H30ZM35 228H36V227H35ZM48 228H49V226H48ZM52 228H53V227H52ZM77 228H79V227H77ZM81 228H82V227H81ZM85 228H86V227L84 226V229H85ZM94 228H95V227H94ZM123 228H124V227H123ZM145 228H146V226H145ZM149 228H150V227H149ZM0 229H2V228H0ZM4 229H5V227H4ZM11 229H12V228H11ZM11 229H10V230H11ZM37 229H38V228H37ZM49 229H50V228H49ZM49 229L46 230V231L49 232ZM58 229H59V228H58ZM68 229H69V228H68ZM112 229H114V228H112ZM117 229H118V228H117ZM120 229H121V228H120ZM140 229H141V228H140ZM183 229H184V228H183ZM190 229H191V228H190ZM25 230H26V229H25ZM27 230H28V229H27ZM35 230H36V229H35ZM39 230H40V228H39ZM51 230H53V229H51ZM51 230H50V231H51ZM74 230H75V228H74ZM76 230H77V229H76ZM76 230H75V232H76ZM89 230H90V229H89ZM121 230H122V229H121ZM128 230H129V229H128ZM181 230H182V229H181ZM187 230H188V228H187ZM192 230H193V229H192ZM1 231H2V230H1ZM1 231H0V232H1ZM4 231H5V230H4ZM13 231H16V230H13ZM13 231H12V232H13ZM31 231H33V230L31 229ZM61 231H63V230L61 229ZM66 231H67V230H66ZM68 231H69V230H68ZM68 231H67V232H68ZM71 231L73 232V230H71ZM79 231H80V230H79ZM113 231H114V230H113ZM116 231H117V230H116ZM189 231H190V230H189ZM35 232H37V231H35ZM41 232H42V231H41ZM43 232H44V231H43ZM51 232H52V231H51ZM56 232H57V230H56ZM77 232H78V231H77ZM84 232H85V231H84ZM84 232H83V233H84ZM86 232H87V231H86ZM88 232H89V231H88ZM88 232H87V233H88ZM90 232H91V231H90ZM108 232H109V231H108ZM114 232H115V231H114ZM126 232L128 233V231H126ZM126 232H125V233H126ZM133 232H134V231H133ZM3 233H4V232H3ZM6 233H9V232L6 231ZM26 233H27V232H26ZM29 233H30V232H29ZM29 233H28V235H29ZM33 233H34V232H33ZM33 233H32V234H33ZM39 233H40V231H39ZM44 233H45V232H44ZM52 233H53V232H52ZM60 233H61V232H60ZM78 233H79V232H78ZM81 233H82V232H81ZM105 233H106V231H105ZM118 233H120V232H118ZM125 233H123V234H125ZM129 233H131V232L129 231ZM134 233H135V232H134ZM182 233H183V232H182ZM20 234H21V233H20ZM20 234H19V235H20ZM49 234H50V233H49ZM57 234H59V233H57ZM66 234H67V233H66ZM68 234H69V232H68ZM68 234H67V235H68ZM74 234H75V233H74ZM132 234H133V233H132ZM138 234H140V233H138ZM192 234H193V232H192ZM16 235H17V234H16ZM30 235H31V234H30ZM33 235H34V234H33ZM37 235H38V234H37ZM37 235H36V237H37ZM45 235H46V233H45ZM47 235H48V233H47ZM53 235H55V234H53ZM67 235H66V236H67ZM71 235H72V234H71ZM118 235H119V234H118ZM126 235H127V234H126ZM129 235H130V234H129ZM135 235H136V234H135ZM4 236H5V235H4ZM14 236H15V235H14ZM21 236H22V235H21ZM21 236H19V237H21ZM23 236H24V235H23ZM31 236H32V235H31ZM50 236H51V235H50ZM50 236H48V237H50ZM57 236H58V235H57ZM64 236H65V234H64ZM86 236H87V235H86ZM114 236H115V235H114ZM122 236H123V235H122ZM131 236H132V235H131ZM5 237H6V236H5ZM39 237H40V236H39ZM58 237H59V236H58ZM68 237H69V236H68ZM68 237H67V238H68ZM107 237H108V236H107ZM116 237H117V236H116ZM120 237H121V235H120ZM128 237H129V236H128ZM2 238H4V237H2ZM9 238H10V237H9ZM61 238H62V236H61ZM63 238H64V237H63ZM99 238H100V237H99ZM114 238H115V237H114ZM118 238H119V236H118ZM121 238L123 239V237H121ZM10 239H11V238H10ZM21 239H24V238L21 237ZM25 239H26V238H25ZM45 239H47V238H45ZM55 239H56V237L53 238V240H55ZM68 239H69V238H68ZM68 239H67V240H68ZM77 239H78V238H77ZM77 239H76V241H77ZM89 239H90V238H89ZM91 239H92V238H91ZM125 239H127V238H125ZM128 239H129V238H128ZM218 239H219V238H218ZM42 240H43V239H42ZM59 240L62 241L61 239H59ZM87 240H88V239H87ZM105 240H106V239H105ZM117 240H118V239H117ZM117 240H116V242H118ZM136 240H137V239H136ZM47 241L49 242V240H47ZM47 241H46V242H47ZM60 241H59V242H60ZM64 241H65V243H66V240H64ZM69 241H71V240H69ZM82 241H83V240H82ZM137 241H138V240H137ZM210 241H211V240H210ZM18 242H19V241H18ZM21 242H23V241L21 240ZM24 242H25V241H24ZM51 242H56V241H51ZM62 242H63V241H62ZM80 242H81V241H80ZM113 242H114V241H113ZM122 242H123V241H122ZM197 242H198V241H197ZM5 243H6V242H5ZM10 243H11V242H10ZM15 243H16V242H15ZM27 243H29V242H27ZM27 243H25V244H27ZM65 243H64V245H65ZM72 243H73V242H72ZM85 243H86V241H85ZM87 243H89V242H87ZM119 243H120V242H119ZM128 243H129V241H128ZM130 243H131V242H130ZM3 244H4V243H3ZM11 244H12V243H11ZM21 244H22V243H20V246H21ZM57 244H58V243H57ZM59 244H62V243H59ZM116 244H117V243H116ZM123 244H124V243H123ZM135 244H136V243H135ZM29 245H30V244H29ZM66 245H67V244H66ZM68 245H71V244L68 243ZM75 245H76V244H75ZM89 245H90V244H89ZM113 245H114V244H113ZM125 245H128V244L126 243ZM125 245H124V246H125ZM20 246H19V247H20ZM27 246H28V244H27ZM56 246H57V245H56ZM62 246H63V245H62ZM76 246H77V245H76ZM103 246H105V245L103 244ZM118 246H119V245H118ZM122 246H123V245H122ZM124 246H123V247H124ZM129 246H130V245H129ZM133 246H134V245H133ZM196 246H197V245H196ZM212 246H213V245H212ZM12 247H13V245H12ZM59 247H61V246H59ZM64 247H65V246H64ZM67 247H68V246H67ZM67 247H65L64 249H66ZM78 247H80V246H78ZM15 248H16V247H15ZM15 248H14V252H15ZM20 248H21V247H20ZM24 248H25V247H24ZM27 248H28V247H26V249H27ZM56 248L58 249V246L55 247V249H56ZM71 248H72V247H71ZM90 248H91V246H90ZM103 248H104V247H103ZM193 248H194V247H193ZM217 248H218V247H217ZM40 249H41V248H40ZM45 249H46V248H45ZM47 249H48V248H47ZM62 249H63V247H62ZM64 249H63V250H64ZM88 249H89V248H88ZM106 249H107V248H106ZM109 249H110V248H109ZM116 249H117V248H116ZM123 249H124V248H123ZM129 249H130V248H129ZM22 250L24 251V249H22ZM49 250H50V249H49ZM67 250H68V249H67ZM84 250H85V249H84ZM99 250H100V249H99ZM121 250H122V249H121ZM126 250H127V249H126ZM195 250H196V249H195ZM18 251H19V250H18ZM25 251H26V250H25ZM37 251H38V250H37ZM40 251H41V250H40ZM46 251H47V250H46ZM50 251H51V250H50ZM52 251H54V250H52ZM56 251H58V250H56ZM61 251H62V250H61ZM61 251L59 250V252H61ZM70 251H71V250H70ZM101 251H102V250H101ZM131 251H132V250H131ZM217 251H218V250H217ZM243 251H244V250H243ZM16 252H17V250H16ZM90 252H91V250H90ZM201 252H202V251H201ZM208 252H209V251H208ZM236 252H237V251H236ZM248 252H250V251H248ZM5 253H6V252H5ZM7 253H8V252H7ZM29 253H30V252H29ZM49 253H51V252H49ZM53 253H56V252L54 251ZM63 253L65 254V252H63ZM66 253H67V252H66ZM95 253H96V252H95ZM95 253H93V255H94ZM102 253H103V252H102ZM113 253H115V252H111L112 257H113ZM122 253H123V252H122ZM254 253H255V252H254ZM254 253H253V254H254ZM3 254H4V253H3ZM20 254H21V253H20ZM30 254H32V251H31ZM40 254H41V253H40ZM58 254H59V253H58ZM68 254H69V252H68ZM78 254H79V253H78ZM80 254H81V252H80ZM87 254H88V252H87ZM90 254H91V253H90ZM99 254H100V253H99ZM99 254H98V255H99ZM104 254H105V253H104ZM108 254H109V253H108ZM128 254H129V253H128ZM130 254H131V253H130ZM218 254H219V253H218ZM243 254H244V253H243ZM255 254H256V253H255ZM22 255H23V254H22ZM25 255H26V254H25ZM27 255H28V254H27ZM42 255H43V253H42ZM42 255H41V256H42ZM60 255H61V254H60ZM60 255H59V256H60ZM69 255H70V254H69ZM81 255H82V254H81ZM114 255H115V254H114ZM123 255H124V254H123ZM133 255H134V254H133ZM199 255H200V254H199ZM203 255H204V254H203ZM232 255H233V254H232ZM232 255H231V256H232ZM259 255H261V254H259ZM13 256H14V255H13ZM20 256H21V255H20ZM37 256H38V255H37ZM50 256H51V255H50ZM52 256H53V255H52ZM57 256H58V255H57ZM67 256H68V255H67ZM88 256H89V255H88ZM88 256H87V259H88ZM105 256H107V255L105 254ZM250 256H251V255H250ZM256 256H257V255H256ZM21 257H23V256H21ZM64 257H65V255L63 256V260L65 259ZM73 257H74V256H73ZM91 257L96 258L95 256H91ZM91 257H90V259H91ZM117 257H118V256H117ZM204 257H205V256H204ZM216 257H217V256H216ZM237 257H238V256H237ZM243 257H244V255H243ZM246 257H247V256H246ZM251 257H252V256H251ZM261 257H262V256H261ZM0 258H1V256H0ZM2 258H3V257H2ZM2 258H1V259H2ZM25 258H26V257H25ZM29 258H30V257H29ZM31 258H32V256H31ZM43 258H44V255H43ZM54 258H55V257H54ZM78 258H79V257H78ZM94 258H93V260H95ZM97 258H98V257H97ZM103 258H104V257H103ZM106 258H107V257H106ZM109 258H110V257H109ZM124 258H125V257H124ZM188 258H189V257H188ZM235 258H236V257H235ZM240 258H241V255H240ZM254 258H255V257H254ZM38 259H40V257H39ZM51 259H52V258H50L49 261H51ZM57 259H58V258H56V260H57ZM61 259H62V257H61L59 260H61ZM66 259H67V258H66ZM70 259L72 260V257H71ZM114 259H115V258H114ZM227 259H228V258H227ZM251 259H252V258H251ZM257 259H258V258H257ZM3 260H4V258H3ZM16 260H17V259H16ZM41 260H42V258H41ZM43 260H45V259H43ZM59 260H58V261H59ZM71 260H70V261H71ZM77 260L79 261L78 263H80V260H79V259H77ZM81 260H82V259H81ZM99 260H100V259H99ZM124 260H125V259H124ZM129 260H130V259H129ZM129 260H128V261H129ZM184 260H185V259H184ZM187 260H188V259H187ZM219 260H220V259H219ZM17 261H18V260H17ZM20 261H21V260H20ZM20 261H19V262H20ZM31 261H33V260H31ZM61 261H62V260H61ZM74 261H75V260H74ZM85 261H86V260H85ZM96 261H97V260H96ZM202 261H203V260H202ZM233 261H234V260H233ZM249 261H250V260H249ZM3 262H4V261H3ZM7 262H8V261H7ZM13 262H14V261H13ZM33 262L35 263L36 261H33ZM39 262L41 263V261H39ZM39 262H38V264H39ZM42 262H43V261H42ZM47 262H48V261H47ZM52 262H53V261H52ZM75 262H76V261H75ZM97 262H99V261H97ZM195 262H196V261H195ZM195 262H194V263H195ZM237 262H239V261H237ZM246 262H247V261H246ZM250 262H251V261H250ZM255 262H256V261H255ZM0 263L2 264V261H1ZM16 263H17V262H16ZM29 263H30V262H29ZM43 263H45V262H43ZM55 263H56V262H55ZM59 263H60V262H59ZM89 263H90V262H89ZM91 263H92V262H91ZM106 263H107V262H106ZM123 263H124V262H123ZM192 263H193V262H192ZM196 263H197V262H196ZM224 263H225V262H224ZM230 263H231V262H230ZM257 263H258V262H257ZM21 264H22V263H21ZM26 264H27V263H26ZM64 264H67V263H64ZM69 264H70V262H69ZM75 264H76V263H75ZM84 264H85V263H84ZM93 264H94V263H93ZM242 264H243V263H242Z\"/></svg>","mask_w":264,"mask_h":264}]
</instances>
